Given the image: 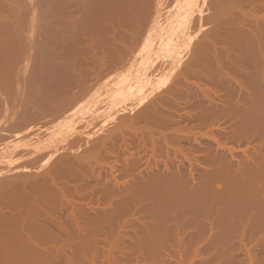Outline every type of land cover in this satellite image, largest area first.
Here are the masks:
<instances>
[{"label": "rangeland", "instance_id": "374dc122", "mask_svg": "<svg viewBox=\"0 0 264 264\" xmlns=\"http://www.w3.org/2000/svg\"><path fill=\"white\" fill-rule=\"evenodd\" d=\"M165 1H167V3H165ZM168 1L169 2L171 1L172 3L171 2L169 3ZM226 1L229 2L230 0H226ZM226 1H225V5H224V10L225 11L222 10L223 11L222 14L224 15V13L227 12L226 13L227 15L225 14L226 16H223V18L227 17L228 15H230V16H228L229 18L235 17V16L232 15V12L235 11V10H236L234 12L235 15L236 14L237 15L238 14L241 15V12H243L244 10H245V12L249 11V5H250V8H252L251 4L254 2V1H248V0H243V1L242 0L241 1L240 0H236V1L232 0V1H230V4H229L230 6H229ZM68 2H69V0H12V1L11 0H0V12H1L0 13V30H1L0 31V35H1L0 36V44H1L0 45V54H1V52L4 53L5 52L4 50L8 49V51L10 50L9 52L14 51V55H15V56H13V58L10 56L11 57L10 59H12L11 62H10V60H8L9 58L6 61V60H3L2 57H0L2 59V60L0 59V61H3L2 63L1 62L0 63L1 64H3V63H5V64L12 63L13 67L10 64H8V65H10L12 67L11 70L14 69L13 73H10L11 74L10 76L12 78V75H13L14 79H12V80H13V82L16 81V83H17V84L14 83L16 86L13 85V88H14L13 90H15V88H16V90L19 91V92H16V90H15V93H14V91L12 90V93L9 95V97L11 98V101H10V104H9L8 110H7L9 113L6 112V115H4V116L8 117L7 121L10 122V120L13 119V118L15 120L17 118L20 119V117L22 116L20 113L22 112V110H24V106L22 107V105H21L22 108L20 107L21 101H19V100L22 99V96L24 98V96L26 94H28L29 92L32 93V91L29 90L28 83H26V82H28L27 81V79H28L27 76L29 75V71L32 72V70H34L33 74L30 73V75L33 76L34 74L36 75V71L38 72L40 67L48 66L49 65L48 63L51 64L52 63V56L50 55V53H52V52L54 53V51L56 52V50L58 52V49H60L59 52H61L62 49L65 50V49H68V47L70 49H73V50L74 49H76V50H78V49L79 50L80 49L81 50L82 49H87V47H88L87 45H89L87 50H89V49L91 50V48L94 47L93 49H97V52H99V53L101 52L100 53L101 56H99V53H98V56L100 58L101 57L102 58L105 57V52L103 51V49L106 50L105 47L106 46L108 47V43L107 42H110V39L109 40H105V38H104L105 34L104 33L101 34L99 32H98V34H97V32H95L97 35H95V37H94L95 33L91 32V31L89 32L88 30L85 29L86 26H87V25H85L86 21H87V20H85V18H88V15H86L85 17H84V15H85V13L88 14V12L86 10H89V9H85L86 12L80 10L81 7L82 8L86 7V6H84V4H82L83 0H79V2H81V3H79V2L77 3V0H72V2H69L70 6H69ZM74 2H75V4H74ZM200 2H201V0H162L159 3L158 6L154 5L155 6L154 9H152L153 10L152 13H153L154 16L151 15V18H148V20H147L146 26H149V27L146 28V32L143 29L144 35L142 36V39L140 38L142 41L139 39L140 42H136V44L134 45V46L137 47V48L134 47L136 49H134V48L132 49L129 46H127L129 49L132 50L131 52H129L130 50H127V48H125V46L129 43L127 40H126L127 44H125L126 43L125 39L122 38L124 40L123 41L119 37L114 38V41L116 40V42H114V44L116 43V45L120 46L121 49H124V50H121V51H119L120 49L114 50L116 52L118 51L116 53V54H118V56H119V54H122V57L119 56L118 58H116V60L112 64L113 65L112 67H114V65H118V63L120 61H122L120 63L121 66L120 65H118L119 67L115 66V68H113V69H112V67L109 66V69L111 68L112 70H114L113 72H112L111 69H110L111 71L108 69V66H106L107 69L105 68L104 69L105 71L103 70V75L101 73V70H102L101 68H104V66L100 67V66H98L99 64L96 65L97 64L96 63L94 66L91 65L92 67L91 66L88 67L89 69L87 68V70H86L87 73H88V70H90V68H91V70H93L92 71L93 73H96L97 70L99 69L98 71L101 74L98 73V72L96 73L97 77H98V75H100L98 77L99 80L97 79L98 81L97 80H93L92 81V79H90L91 81L88 80L90 82L87 81L86 82L87 84H84L83 82H81V80H83V81H84V79L86 80L87 77L91 78V76H89V75L93 76V74L89 73L87 75V77L83 76L84 79L81 78V80L79 82L82 83V85L83 84L85 86L87 85L86 87H88V88H89L90 84L91 85L94 84L95 90L92 87L93 85L90 86V88L91 87L93 88V91H91L92 88L91 89L89 88V92L87 90L88 88H83L85 86H80V83L75 85L73 87V89L70 90V93L68 95L69 98L73 101V103L75 105L74 106L75 108H73V109L69 108V110L67 111L68 113H66L65 117L63 118L64 120L61 118V121L59 119L55 121V116L53 115L54 116V118H53L52 115H49V116L44 117L43 121L40 120L38 122V124L36 123L35 124L36 127H34V125L32 127H30L28 125V128L30 130L26 126L23 127V128L24 129L27 128V130L26 129L24 130L23 128L21 130L14 128L16 130L15 132H14V129H13L12 132L10 131V130H12L11 128H13L12 124H10L11 126L9 128L8 127L9 124H7V123L4 124L5 121H3L2 119L0 120V129H2L4 127V129H2V130L6 129V131H8V133H9V134H7L8 136H6V140H7V138L10 137L9 140H7L6 142L3 141L2 144H6V145L9 144L11 146L12 145H16V144H19V145L20 144H24V142L26 140L24 141L23 138H25V137L27 138V136H28L29 139L30 138L33 139V142H31L30 144H33V143H41L42 145L50 144L53 141L57 140V138H60V136L61 137H66L67 133H71L72 131L73 132L75 131L74 133H76L77 135L82 136L85 139L89 138L92 141H94L95 139L97 140V137L99 138V136H100V138H102L103 134H105V133L107 134V131L110 133V130L114 131L113 132L114 134L116 133V134L119 135V136L118 135L114 136L111 139V142L107 141L108 144H106L105 141L109 139V133H108V137L105 134L107 139L104 138L105 137V135H104V137H103L104 139L103 138L102 139L104 140L105 144L107 145L105 147L107 148L106 151H107V153H109V157H107L108 156L107 153L105 154L106 151H102L100 153L102 156L101 155L100 156L98 155L99 157L95 156L96 158H93V156H92V159L93 160L96 159V161H93V160L90 159L91 160V162L89 163L90 166L89 165L85 166V168L86 167H87V169L90 168L92 171L95 170L94 174L90 170L91 171V175H89L90 172H88V175L90 177L82 178L80 181H77V183L82 185V188L83 187L85 188L86 184H87L86 187H89L88 189L85 188L86 190L85 189L84 190L80 189V191L78 193L80 195V197H82L83 194L85 195V193L89 189L93 190L94 193L91 191L92 192V194H91V192L89 190L87 192L88 194H86L85 197L83 195L82 198H79V196L77 194L76 195L78 196V198H77V196H73V197L69 196L68 197L66 195L67 199H65L66 196L63 198V200H64L63 204L61 203L62 202V198L61 199L59 198V202H58L59 204H57V206L55 208L50 210L51 212L50 211L48 212L47 215L49 217L51 215V217L53 216V218L58 221L57 224L56 223L55 224L52 223V225L54 224V226H52L51 223H50L49 227L50 228L52 227V229H54L56 231L57 235L60 236L59 237L60 240L58 241L56 239V242H55L52 239V242H55V243H51V241H48V242H46V244H44V246L46 245L48 248L50 247L51 249H49V250H51L50 252L52 254H54L52 251L57 252V254L60 251L61 254L59 253L58 255H60V256L62 255L61 256L62 259H61L55 253L56 256L59 258V260H58V258L55 256V254L54 255L51 254L50 257H49L50 263L53 262L52 264H55V262L53 261V258H52V256L53 257L55 256L57 258V260H56L55 257H54V259L56 261V264H62L61 261H63V259H64V264H66L65 258H67V259L70 258L71 262H72V260L74 262L76 260L79 261V263L76 261L75 263L72 262L71 264H93V262H94V264H131V263L132 264L133 263L134 264H140V263L141 264H186V263L187 264H256V263L257 264H264V259H263L264 258V189H263V187H264V184H263L264 183V96H263L264 95V89H263L264 88V46H263V48L262 47L256 48L257 50L256 49L249 50V46L247 45V43L246 44L244 43L243 46L244 47L247 46V47H245L246 50H245V48L243 46H242L243 49L241 47L240 51H239V49H235L237 54H232L231 50L233 51L234 49H230L231 54L234 55V57H233L231 54H229V51L227 52L228 57L230 55V56H232L231 58H234V60L231 59V62L233 61L232 62L233 64H234V62H235V64H239L242 61L243 63L241 62L239 64V65H241V67L238 66L239 68H236L235 64L232 66V68H230L231 67V64H230V65H228L229 66L228 68H226L227 67L226 66L224 69H222V71H225V72H223L224 73L223 77L225 76L224 78L221 77L222 74H219V76H216V75H218L217 74V70H216L215 67H211L212 66L211 62L208 59L206 60L204 58L205 60L203 59L202 61L197 62L196 60H198L197 59L198 55L196 56V59L194 60L195 64H194L193 61L191 62L192 63L191 66L189 64L190 62L186 64L187 66H189L188 69L191 67L189 69L190 71L186 70V71L183 72V69L186 66V65L185 66H183V65H184L185 61H187L188 56H190V55L192 56V54H194V53H191V51H193V49L190 50V49H185L184 48V43H185L184 41L187 38H189L192 34H194V32H195L194 29L195 28L196 29L197 28L201 29L203 27V24H200V22L196 24V21H198V19L195 20L194 18H195V16H197V14L199 15L200 18H203L202 16H205V14H203V13L206 11V9H208V8H206V6H204V5H207V0H202L201 4H200ZM87 3H89V2H87ZM2 4H5V5H2ZM66 5H67V7L68 6L71 7V5H72L71 9L67 8ZM234 5H235V7L237 5H239L240 8L239 7L238 8L240 10L238 8H237L238 9L237 10L234 7ZM256 5L258 6V5H261V4L257 3ZM3 6H5V7H3ZM198 6L200 7V9H197V8H199ZM229 8H231V10H232V12H230V13H229V11H231V10H229V11L227 10ZM73 9H74V11H73ZM155 9L157 11L156 12L157 15L154 14ZM204 9H205V11L202 12ZM70 11H72V12H70ZM212 11H213V9H212ZM9 12H10V15H9ZM195 13H196V15H195ZM207 13H208L209 16L212 15L210 13V11H208V10H207L206 14ZM215 13H216V11H215ZM217 14H218V11H217ZM217 14H213L212 16H214V15L216 16ZM259 15H260V17H263L264 16V11H260L258 16ZM78 17H80V18H78ZM82 17H84V18H82ZM199 17H196V18H199ZM228 17H227L226 20H229ZM216 18H218V16ZM211 19H213V23H214L215 19L214 18H211ZM194 20H195V22H194ZM151 21H152V23H151ZM71 22H72V24H71ZM78 22H80V23H78ZM193 22L195 23V25H194ZM225 22H224V24H225ZM82 23H83V25H82ZM227 23L229 24L230 22L227 21ZM190 24H191V26H190ZM68 25H69V27L70 26H72V27L69 28ZM78 26L80 27V30L82 28V30L86 31L85 34L82 35V33H84V31H81V33H80V30H78L79 29ZM81 26H84V28L81 27ZM77 27H78V29H77ZM148 28H149V31H148ZM189 28H192L193 31H192V29H189ZM75 29H76V31H78L80 33V39H81V36H83L82 39L85 42L81 41L82 39L80 41H78V43L76 42L77 41L76 37H79V35H78V33L76 31H74ZM69 30H70V32H69ZM188 30H190L191 32L189 31L187 33ZM58 33H60V34H58ZM69 33H72V34L75 33L74 34L75 38H74V35H72L73 37H70L71 39L68 38V36H71V34L69 35ZM146 33L147 34L149 33V34L147 35ZM61 34H63V35H61ZM65 35H67V36H65ZM76 35H78V36H76ZM86 35H87V37H85ZM88 35H90V36L92 35V37L90 38V36H88ZM99 35H101V36L103 35V36L101 37ZM63 36H65V37H63ZM97 36L101 37L102 39L104 38V40H102L101 38L99 39V37L96 38ZM88 38H89V40H88ZM183 38H184V40H183ZM190 39H193V37L191 36ZM117 41H118V43H117ZM119 41H122V42H119ZM90 42L92 44H94V45H92ZM97 42L99 44L101 43L100 45H102L103 47L105 45L106 46L104 48H101L100 45H98ZM77 44L78 45L80 44V46L78 48H77V46H78ZM111 44H109L108 49L111 47ZM122 44H124V45H122ZM128 45H130V44H128ZM222 47L223 48H225V47L227 48V47H229V45L225 44V46L222 45ZM19 49H20V51H19ZM52 49H53V51H52ZM101 49H102L103 52L99 51ZM111 49H113V48H111ZM198 50L199 49H197V51ZM227 50H229V49H227ZM42 51H43V53H42ZM195 51H196V49L194 50V52ZM208 51H210V52H208ZM208 51H207L208 53L207 52H205V53L207 55L208 54L212 55L211 51H213V50L212 49H208ZM224 51H226V50L224 49ZM250 51L252 53H250ZM16 52L20 53V55L18 53H16ZM97 52H96V55H97ZM124 52L126 53V56L124 55L125 60L123 58V53ZM127 52L130 53V54H127ZM184 52H185V56L183 55ZM197 53H199V52H197ZM238 53H240V55H241L240 57L244 58V60H242V58H240L241 60H239V56H238L239 54ZM73 54H76V53H73ZM12 55H13V53H12ZM49 55L51 56V59L49 58ZM261 55H262L263 59H261L262 58ZM236 56L238 57L239 63H236V61H237V57ZM99 57H98V59H99ZM119 58H120V60H119ZM257 58H259V59H257ZM13 59H15V60H13ZM227 59L229 60V58H227ZM53 60L55 61L54 57H53ZM123 60H124V62H123ZM228 60H227V62H228ZM124 64H125V66H124ZM15 65H16V67H15ZM176 65H178V66H176ZM192 65H194V66H192ZM95 66H96L97 69H95ZM187 66H186V69H187ZM234 66H235L236 71H234V69H233ZM116 67L118 68V70H116L117 69ZM179 67L180 68L183 67V69H181V72H179V70H180ZM192 68L196 71L197 74L193 73L191 71V70H193ZM214 68H215V71H214ZM237 69H240V70L238 71ZM94 70H96V72H94ZM107 70L110 71V72H108V74L110 73L108 76H106L107 73H105ZM86 71H85L84 74H87ZM187 71H189V73ZM177 72H178V74H177ZM202 72H204V73H202ZM218 72H220V71H218ZM233 72H235V73H233ZM104 73H105V75H104ZM179 73H181V76H180ZM246 74L248 76L247 78H245ZM250 74H252V75L250 76ZM190 75H192V76L190 77ZM208 75H212V76L210 77ZM36 76H38V73H37ZM36 76L34 77V79L37 78ZM103 76H105V77L103 78ZM100 77L102 79H100ZM172 77H174V78H172ZM237 77L239 78V81H238ZM20 78H22V79H20ZM219 78H221L223 80H220ZM248 78H251L249 80V83H248V80H247ZM252 78H255L254 79L255 81ZM94 79H96V78L94 77ZM251 80H253V83H252L253 85L250 84ZM21 81H23L24 83L23 82L20 83ZM183 82L184 83L186 82V83L184 84ZM88 83H89V85H88ZM169 84H171V86ZM225 84H227V85H225ZM21 85H22V87L24 86V88H22ZM221 86H223V87H221ZM254 86H256V87H254ZM21 88H22V90H21ZM75 89H76L77 92L80 93L81 96H84V98H85L84 99L83 97L81 98V96H79L81 99H78L79 98L77 96L78 93L76 92L77 93L76 96L78 97L77 99L79 101L81 100V102H78L77 99L73 97V95L75 96V93H74ZM185 89H187V90H185ZM245 89H246V91H245ZM253 89H254V91H253ZM255 89L256 90L258 89L257 92L255 91ZM72 91H73L74 94L72 93ZM183 91H185V92H183ZM171 92H173V94ZM204 92L206 94H204ZM252 92H254V93H252ZM13 93H14V96H13ZM89 93H91V94H89ZM19 95H20V97H19ZM245 95H247V96H245ZM169 97H170V99H169ZM157 98L158 99L160 98V100H157ZM161 99H164V100H161ZM13 101H14V103H12V105H11V102H13ZM154 101H155V103H154ZM207 101H209V102H207ZM211 102H212L213 106L210 104ZM17 103L19 104L18 107H17V105H18ZM163 103H164V105H163ZM13 104H14V108H13ZM202 104H204V105H202ZM200 105H202V106H200ZM11 106H12V108H11ZM203 106H204V108H203ZM246 106L249 109H247ZM192 107L195 108V109H193ZM196 107H197V109H196ZM224 107L226 108L227 111L223 110V109H225ZM243 108H244V111L242 110ZM13 109H14V111H13ZM162 109L163 110L166 109V110L163 111ZM205 109H207L208 112ZM252 109H254V110H252ZM141 110H144V112H143L144 115L143 116H145V115L148 116L150 114L149 112H151V114L155 112L154 116H157V117L161 116V118L165 117V119L162 118L163 121H165V122L161 121L162 122L161 123L160 121L159 122L155 121V123H153L152 119H150L149 117L148 118L144 117L145 120L147 119L146 122H144L143 121L144 118L141 120V118H142L141 114H143V113H141L142 112ZM197 110H199V112ZM217 110L219 112H221V111H223V112L225 111V112L224 113L221 112V115H220L218 112H216ZM247 110H249V111H247ZM18 111H19V113H18ZM134 111H136V112H134ZM137 111H141V112H138V114L141 113V114H139L140 116H138V114H137V116L139 118L135 115L137 113ZM145 111H146V113L147 112L148 113L146 114ZM203 111H205V112H203ZM201 112H202V114H201ZM132 113H134V116H133L134 118L131 115H129V114H132ZM186 113H187V115H186ZM191 113H193V114H191ZM204 113H208L207 114L208 116L205 115ZM212 113H214V114H212ZM8 114H9V116H8ZM151 114H150V116H152ZM162 114H164L166 116H162ZM200 114H201V116L203 118L200 117ZM67 115H69V116H67ZM183 115H184L185 118L183 117ZM203 115H205L206 118H204ZM227 115H229V116H227ZM129 116H130V118H129ZM167 116H169L168 117L169 121H167V118H166ZM188 116H190V117L188 118ZM220 116H222V117H220ZM131 117H132L133 120H135L136 123H138L137 125H135L136 123L134 121H132L134 123H133V125L130 126V124L132 123L130 121ZM136 117L138 118V120L135 119ZM19 119L16 120L18 123H19ZM75 119H77V120H75ZM120 119L121 120L123 119V120L120 121ZM128 119H130V120H128ZM139 119L141 120V123H140ZM206 119H207V121H205ZM52 120L54 121V125L55 126L53 125ZM159 120H160V118H159ZM193 120L196 121V122H193ZM67 121H68V124H67ZM124 121H126L127 123L124 122ZM128 121H130V122H128ZM63 122H65V123H63ZM167 122H171V124L172 123L173 124L171 125L170 123H167ZM47 123H49L47 126L42 127L43 124L45 125ZM72 123H74V124H72ZM16 124L17 123H15L13 125H16ZM79 124H81V125L79 126ZM162 124H163V126H162ZM192 124H193V126H192ZM66 125H67V127H66ZM82 125H83V127H82ZM154 125H156V126H154ZM200 125H202V127ZM142 126L145 128V130H144V128ZM148 126L153 131L150 130V128L148 129ZM187 126H189V127H187ZM116 127L119 128V129H116ZM128 127L129 128L131 127V128L129 129ZM181 127H183V128L180 129ZM66 128H67V130H66ZM214 128H215V130H214ZM72 129H74V130H72ZM17 130H20V131L18 132ZM140 130H142V131H140ZM156 130H157V132H156ZM181 130H183V131H181ZM90 131H92V132H90ZM146 131H148V132H146ZM151 131H152V133L150 134ZM154 131L156 133H159V135L158 134L154 135V133H155ZM174 131H175V133H174ZM13 132L16 133V134H14ZM178 132H179L180 135H182V137H185V135H186V137L181 139L182 142H180L181 140H176V139H175L176 141L175 140L172 141L170 137H175V134L176 133L178 134ZM182 132L185 133V134H182ZM189 132L192 133V134H190L191 136L186 134V133H189ZM236 132L239 135L236 134ZM241 132H243V133H241ZM11 133H13V134H11ZM147 133H148V137H146ZM165 133H167V134H165ZM173 133H174V135H172ZM42 134H43V136H41ZM63 134H65L66 136H63ZM91 134L93 136H91ZM134 134H137V135H134ZM144 134H145V136H144ZM177 134H176V136H177ZM14 135H15V138H14ZM37 136H40L41 138L37 137ZM139 136H140V138H139ZM165 136H167L168 139L170 138L168 140V142H166V140L164 141V139H165L164 137ZM194 136H196V138ZM11 137H13V138H11ZM131 137H133V138H131ZM155 137L157 138V140H156ZM36 138H37V140H35ZM100 138L98 140H99V143H101V144L95 145L97 143L96 140H95L96 143L95 142H92V143H95L94 144L95 146H98V145L100 146V145L104 144V143H102L103 140L100 139ZM152 138H153L154 141L152 140ZM113 139H115L116 142ZM117 139H118V141H117ZM144 139L148 143L151 142L150 145H148V143H146L144 141ZM162 139H163V141H162ZM121 140L124 141V142H122ZM158 140H159V142H158ZM130 141H132L133 143L132 142L130 143ZM117 142H118V144H117ZM125 142H128V145H127V143L125 144ZM171 142H172V145H171ZM214 142H216V143L214 144ZM84 143H86V142H84ZM134 143L135 144L137 143V144L135 145ZM152 144H153V146H152ZM154 144H156V145L159 144V145L155 146ZM165 144H167V146ZM219 144H220V146H222L221 148L218 147ZM120 145H121V147H120ZM84 146H86V145H83V148H84ZM118 146H119L120 149L121 148H123V149L126 148V149H124V150L121 149L120 150L118 148ZM131 147H134V148H131ZM110 149L113 152H111ZM185 149H186V151H185ZM258 149H260V150H258ZM173 150H175V151H173ZM163 151H167V153L163 152ZM180 151L182 153H180ZM244 151H245V153H244ZM153 152H155V153H153ZM156 152H157V155H156ZM159 152H161L162 155H160ZM210 152H213V153H211V155L216 154V155L221 156V157L222 156L223 157L226 156L227 159H229V160H227L226 157H225V159L227 160V162H230V163L233 162L232 165L234 164L235 166H237L236 164L240 163L239 165H240L241 168H245L246 167L244 165L247 163V160H248V162H250L249 164L252 163V165H254L256 167V173H254V175L252 176L253 178L250 181H252V183H253L252 187H254V188L256 187L255 189H257L259 187L258 190H255V192H254L253 188L251 187L252 189H250V191H249V188L246 189L245 185L242 186L243 184H240V187H237L239 183H235V182H233V184H232V185H235L233 187L231 185V183L228 181V180H231V179L228 178L227 183L229 182L230 183L229 187L231 185L232 188L230 187L231 188V192H230V190L227 189L228 185L226 186L227 188L225 187V189H227V191H229V192L227 193V191H226V193H224L225 195L224 194L221 195L223 200L220 199L221 196H217V195L214 196V194L212 193L213 195H209L210 197L205 199L202 202V204H203V205L201 204L202 208H200V206H201L200 204L198 206V203H193V205H192L190 202H188L189 204H187V207L189 206V208H191L190 206H192V209H194V208L197 209V207H198L200 211L197 210L196 212H194L195 213L194 215H193V213H191V214L189 213L190 216H192L193 218L189 217V215H188V217L186 216L187 219L186 218H183V219L181 218V220H179V221L176 220V218L177 219L180 218V216H178V215H180V213L178 211H175V209H174L173 212H172V210H173L172 208H170V209L166 208L165 209L166 212L161 210V212L163 211L165 214L169 210L168 211L169 214H166V215H168L170 217L171 221L169 220V222H168V220H165V217H168V216H164V214H162L160 212V214H162L164 216V218H162L161 217L162 215L160 216V214H159V209H161V207L164 206L165 203L167 202L166 200H168V198L167 199L166 198L163 199L165 197L164 195L167 196V193L171 192V191H169L168 187H170V186L172 187V185L175 186V183H174L175 180L173 178H171L172 181L170 180L171 181V184H170V181L166 178L167 181L169 182V183H167L166 180H162V178H163L162 176H157L158 178L155 177L154 176L155 174L153 173V171L157 170L156 172L154 171L155 173H157L158 170H159L158 169V167H159L161 169L159 172H166L165 166L168 165V167H171L174 170H176V168L177 169L179 168V170L181 169L180 172H182V169H183L184 173L187 172V174L190 175V170L193 167H194L193 169H195V167L196 168L198 167L199 169H195L194 170V173L197 175V178H198V176L200 177V174H201V177H203L205 174H209L210 175V173H211V175L213 176L212 178L216 179L214 177L217 176L218 174L216 175L215 172H218L220 170V168H219L220 166L217 167V165H216V169H215V165H213V163L208 159L209 156L211 157ZM124 153H126L127 155L124 154ZM128 153L131 154V155H129ZM132 154H134V155L132 156ZM181 154H183V155H181ZM96 155H97V152H96ZM160 156H162V157H160ZM236 156H238V157H236ZM97 158L99 159L100 162L102 161L101 163L103 164L104 167L101 165V163H98ZM105 158L107 160H105ZM108 158H109L110 161L108 160ZM251 160H253V161H251ZM238 161H240V162H238ZM125 162H126L127 165L125 164ZM258 162H260V163H258ZM137 163H138V165H140V164L141 165L138 166V165H136ZM253 163H255V164L257 163V165H255ZM132 164L136 165V166H134V165L133 166L136 167L137 169L132 167L131 170L133 172L134 171L133 169H135L136 172L134 171L131 174V176H126V177L120 176L121 172L119 174V170L122 169L121 167H125V165L127 167H129L130 165L132 166ZM191 165L193 167H191ZM100 166H102V167H100ZM177 166H179V167H177ZM110 167L111 168L114 167V169H115L114 170V172H115L114 174L118 173V174H116V175H118L116 177L117 179L116 178L113 179L112 175L110 176V173H111L110 172V170H111ZM129 168H131V167H129ZM143 168H145V169L143 170ZM150 168H152V169L154 168V170L150 171ZM217 168H219V169H217ZM212 169H213V172H211ZM148 170H149V173L147 172ZM184 173L181 176L184 177V175L186 174V173L185 174ZM258 173H260V174H258ZM213 174H215V175H213ZM137 175H139V176L140 175H144L145 179L143 178V176L140 177L142 183L140 182L139 178L136 179ZM196 175H195V177H196ZM244 175H246V174L243 173L242 175H240L241 180H245V179L248 178V177L245 178ZM100 176H101V178H99ZM148 176L150 177V180L152 179L151 177H154V179L155 180L157 179V181H158V179L160 180V178H161V181H162L161 185H158L160 183L159 181H158L159 183H157V181H154V183L156 182L157 184L155 183V185H152L154 187H152L151 184H150L151 182H150ZM103 177L104 178L106 177V178L104 179ZM201 177L199 179H202ZM185 178H187V176L184 177V179ZM218 178L219 177H217V179ZM101 179H102V181H101ZM115 179L118 181V183H120V185H121L120 188L123 186L121 188V190H120V191H122V193L124 192L123 194L121 192H117L116 193L115 191H114L115 192L114 193V192H112V190H110V189H112V187H114L115 183H117ZM130 179L133 180V181H131ZM178 179H179V177H178ZM259 179H260V181H259ZM103 180H104V185L106 184V186H108V187L103 185ZM106 180H108L110 183L107 182ZM136 180H139L138 182H140V183H137ZM142 180L145 181V183ZM146 180H147V183H146ZM134 181H135V184H134ZM99 182L102 183L101 184L102 186L100 185ZM97 183L100 186H98ZM131 183H133V184L131 185ZM254 183H255V185H254ZM152 184H153V182H152ZM256 184L258 185V187H257ZM147 185H149V187ZM99 187L100 188L104 187V188H102V190H101ZM137 187H138V189L141 188L140 189L141 191L138 190ZM144 187L147 188V190ZM155 187H157V188H155ZM171 187H170V189H172ZM127 188H128V191L126 190ZM148 188L150 190H148ZM106 189L109 190V191L107 192ZM130 189H131V191H129ZM232 189H234V190H232ZM115 190H117V189H115ZM125 190H126V192H125ZM241 190H243V191L240 192ZM259 190L260 191L262 190L260 192L261 194L259 193ZM104 191H106V192H104ZM138 191H140V192H138ZM245 191H247L248 196H249V194L251 196L247 197V193ZM251 192L255 193V195L253 193H251ZM81 193H83V194H81ZM111 193H113L112 194L113 196L111 195ZM93 194H94V196H92ZM95 194H97V195H95ZM107 194L108 195L110 194V195L108 196ZM229 194L233 195V196H230ZM239 194H240V196H242V195L246 196V197L242 196L244 202H243L242 198H240ZM134 195H136V196L134 197ZM252 195H254V196L252 197ZM117 196H118V198H117ZM119 196H121L122 198H120ZM162 196H163V198H161ZM74 197H75L76 200L74 199ZM224 197L226 199L227 198L229 199L228 202L226 201V199H224ZM231 197H232V199H230ZM68 198L75 201L76 204L74 202H73V204H75L76 209H73L72 207H70L72 209L71 210L69 207L66 206L65 200L67 201ZM95 198H97V199H95ZM124 198H125V201H124ZM126 198L129 199V200H127ZM214 198H218L219 200L218 199H214ZM79 199H80V201H78ZM121 199H122V201H121ZM238 199H241L242 201H240ZM250 199H252V201ZM85 200H87V201H85ZM220 200H222L224 202V204L226 202V205H225L226 207H224L222 205L223 204L222 201L219 202ZM236 200H237V202H239L238 204L236 203ZM163 201L164 202L166 201V202L164 203ZM119 202H121V203H119ZM208 202H209V205H208ZM80 203L81 204L83 203L82 205H83L84 208L82 207V205ZM84 203L86 204V208H85V204ZM88 203L89 204L91 203L88 206L89 207L91 206L94 209L90 210V208L87 207ZM214 203H215V205H214L215 207L213 206ZM60 204H62V205H60ZM242 204H244V205H242ZM77 205H80V206H77ZM116 205L118 206L117 208H115ZM149 206H150V208H149ZM221 206L224 207V209H226V210L221 208ZM227 206L229 207V209H228ZM65 207H67V208H65ZM104 207H106V208H104ZM162 208L164 209V207H162ZM233 208H235V209L233 210ZM67 209H68V211L69 210L70 211L68 212ZM77 209H78V211H77ZM81 209H82L83 213H82V211H80ZM84 209H85V211H84ZM114 209H116V210H114ZM117 209H119V210H117ZM215 209L218 210L217 211L218 213L216 212ZM222 209H223V211H222ZM73 210L75 212H73ZM86 210L89 213L85 214ZM92 211L93 212L97 211V212H94V214H92L93 213ZM109 211L112 212V213H109ZM192 211H195V210H192ZM221 211H222V213L226 212L225 215H224L225 217H223V215L221 214ZM242 211H243V213H242ZM76 212H78V213H76ZM107 212H108V214H111V217L108 214H106ZM175 212L177 214H175ZM197 212L199 213V215H198ZM71 213L72 214L74 213V215L75 214L76 215L74 216ZM104 213L106 214V216H105ZM156 213L158 214V216H157L158 218L156 217V215H157ZM201 213L203 214V217H205V218H202V214ZM77 214H78V216H77ZM84 214L86 216L89 215V218L90 217L91 218L89 219L88 216L86 217ZM101 214L103 215V217H107V215H108V217L110 219L107 217L108 219L105 220L104 218H102ZM238 214H239V216H238ZM229 215H230V218H229ZM61 216H63V217H61ZM92 216L94 217V219L92 218ZM171 216L174 217L176 222L175 221L172 222V217ZM196 216H199V218L196 217ZM216 216H217V218H216ZM73 217L74 218L76 217V218L73 219ZM95 217H97V218H95ZM114 217H116V218H114ZM222 217H223V219H222ZM100 218H102L103 220L101 219L99 221L98 219H100ZM234 218H236V220ZM91 219H92V221H91ZM217 219L218 220L220 219V220L218 221ZM233 219H234V221H233ZM154 220L156 221V224L160 223V226L161 225L162 226L157 228L158 226H156ZM85 221H87V222L91 221V223L89 222L90 224L87 225L86 224L87 222H85ZM103 221L105 222L104 223L105 225L102 223ZM189 221H190V223H189V225H187ZM211 221L213 223L214 222L215 223L211 224ZM77 222H80V223L82 222V223L87 225L86 226V225L81 223L82 225H84L83 229H84V232H86V233L83 232L82 235H79V237L81 236L80 238L77 235L71 236L69 238H66L65 235H63L64 231H62V229L60 230L61 227L57 228V225L60 224L61 226H64V227L66 226L70 230V229H73L78 224ZM100 223L102 225H99ZM178 223L181 224L180 227H179ZM182 223H185V224H182ZM91 224L95 225V227L91 226ZM107 224H109V225H107ZM166 225L167 226L169 225L168 226L169 229H168V227ZM252 225H254V226H252ZM229 226H230V228H229ZM55 227H56V229H55ZM93 227L95 229H97V230L95 231V229ZM96 227H100V229H103V227L106 228V229L108 228L107 231H106V229L105 230L103 229V232H102V233H104L106 235H104V234L102 235L101 232H100L101 234L100 233L96 234V232H99V228H96ZM140 227L142 228V230H141ZM161 228H162V230H161ZM215 228H217V229H215ZM59 230H60L61 233L59 232ZM146 230L147 231L149 230V231L147 232ZM89 231H90V233H91V231H95L94 235L90 236ZM164 231H165V233H164ZM138 233H139V235L141 234L140 236L142 238L140 237V239H139ZM183 233H184V235H183ZM84 234H88L87 237L88 236L91 237V240H90V238H87L88 240L87 239H85V240H87L88 242H93L92 241V239H93L95 241V243H97V244H94L96 247H92L93 244L91 243L92 245L89 246V243H88L87 244L88 246H85V248L86 247H91L92 249L83 248L85 250L84 251L80 250L81 251L80 252L79 251V247L84 246V244L86 245V243L81 244L82 242H84V240H83V238H85ZM135 234L138 235V236H136ZM170 234H173L174 236L171 235L173 237H175V234H177V236L175 238L179 237L178 234H180V235L182 234L183 237H186V239L183 238V240L180 243V241H178L177 239L175 241L174 240L175 238L170 237ZM220 234H222V235L220 236ZM114 235H116V236H114ZM162 235L165 236V237H162ZM109 236H111V237H109ZM149 237H151V238H149ZM169 237H170V240H169ZM192 237H194V238H192ZM211 237H214V238H211ZM108 238H109L110 242L108 241ZM152 238H154V240ZM189 238L191 240H189ZM229 239H230V243H229ZM164 240L166 241L165 243L163 242ZM204 240H205V242H204ZM191 241H193V242H191ZM157 242H159V243H157ZM215 243H217V244H215ZM78 244H80V246ZM185 245H186V247H185ZM213 246H215V247H213ZM135 247H136V249H135ZM166 247H168V248H166ZM193 247H194V249H193ZM109 248H111V249H109ZM52 249H57L58 251L52 250ZM91 250H92V252H90ZM166 250H168V251L166 252ZM74 252H76V253H74ZM223 252H225V254ZM64 253H66V254L63 255ZM181 253H183V254H181ZM73 254H75V256H73ZM77 254H79V255H77ZM109 254H110V256H109ZM179 254H180V256H179ZM99 255H101V256H99ZM227 257H229V258H227ZM51 259H52V261H51ZM250 260H253V261L251 262ZM57 261H58V263H57Z\"/></svg>", "mask_w": 264, "mask_h": 264}, {"label": "bare ground", "instance_id": "6f19581e", "mask_svg": "<svg viewBox=\"0 0 264 264\" xmlns=\"http://www.w3.org/2000/svg\"><path fill=\"white\" fill-rule=\"evenodd\" d=\"M12 1V0H11ZM162 0H83V3L82 4H84V6H86V7H81V11H84V12H88V14L87 13H85V15H84V17L86 16V15H88V18H85V20H87L86 21V24L85 25H87L86 26V30H88L89 32L91 31V32H93V33H95V32H97V34H98V32L99 33H101V34H105L104 35V38H105V40H109L110 39V42L112 43H110V42H107L108 43V47H109V44H111V47L108 49V47L106 46H104L105 47V49L106 50H104L103 49V51L105 52V57L104 58H100L99 56H101L100 55V53L99 52H97V49H93L94 47L92 46V45H94V44H92L91 42V46L93 47V48H91V50L89 49V50H87L88 49V47H89V45H87L88 47H87V49H78V50H76V49H70L69 47H68V49H62L61 50V52H59V50L60 49H58V52H57V50H56V52L54 51V53L52 52V53H50V55L52 56V63L50 64V63H48L49 65L48 66H45V67H43L42 65V67H40V71L38 70V72L36 71V75H37V73H38V76H36L35 74V76L37 77V78H35L34 79V75L32 76V75H30V73H32L33 74V72H34V70H32V72L31 71H29V75L27 76L28 77V79H27V81L28 82H26V83H28V87H29V90H31L32 91V93H28V94H26L25 96H24V98H23V96H22V99L21 100H19V101H21V104H20V107H21V105H22V107L24 106V110H22L21 108V110H22V112L20 113L22 116L20 117V119L19 118H17V119H19V123L13 118V119H11L10 120V122L9 121H7V118L8 117H6V116H4V115H6V112H8L7 110H8V106H9V104H10V101H11V98L9 97V95L12 93V90L14 89L13 88V85L14 86H16L14 83H16V81L15 82H13V80L12 79H14L13 78V75H12V78H11V74L10 73H13V71H14V69L13 70H11L12 69V63H8V64H10V65H8V64H5V63H3V64H1L3 61H0L1 63H0V120L2 119L3 121H5V123L4 124H9V128H10V124H12V127L13 128H11L12 130H10L11 132L13 131V129L15 128V129H22L23 127H27L28 128V125L30 126V127H32L33 125H34V127H36V123L38 124V122L40 121V120H42L43 121V118L44 117H46V116H49V115H54L55 116V121L56 120H60L61 121V118L63 119L64 117H65V114L66 113H68L67 111L69 110V108H71V109H73V108H75L74 106V103H73V101L69 98V93H70V90H72L73 89V87L75 86V85H77L78 83H80L79 81L81 80V78L82 79H84L83 78V76H86L87 77V75L90 73V74H93V76L92 75H89V76H91V78H89V77H87L86 78V80L84 79V81L83 80H81V82H83L84 84H87L86 82L88 81V80H90V79H92V81L93 80H99V76L100 75H98V77H97V72L98 73H100L98 70H97V72H96V70H94V72H96V73H93L92 71L93 70H91V68H90V70H88V73H87V68L88 67H90L91 65H95L96 63V65H98V66H104V68H101L102 70H101V73H102V75H103V70L106 68V66H108V69H109V66L110 67H112L113 65V63H114V61L116 60V58H118L119 56H121L122 57V54H119V56H118V54H116L117 52L116 51H114V50H116V49H120L119 51H121V50H124V49H121V47L120 46H118V45H116V43L114 44V42H116V40L114 41V38H117V37H119V38H123V39H125V44H127V41L129 42L128 44H130V45H126L125 46V48H127V50H130L129 52H131L132 50L131 49H129L127 46H129L130 48H134V47H136V46H134L135 44H136V42H140V40L142 39V36L144 35V31H143V29L145 30V32H146V28L147 27H149V26H146V23H147V20H148V18H151V15L152 16H154L153 15V10L152 9H154V7L155 6H158L159 5V3L161 2ZM225 1L226 0H207V5H204V6H206V8H208V9H206V11H205V9L202 11V12H204L203 14H205V16H202L203 18H200L199 17V15L197 14V16H195L196 15V13H195V20L196 19H198V21H196V24L197 23H199L200 22V24H203V27L201 28V29H194V34H192L191 36L193 37V39H190V37L189 38H187L184 42V48L185 49H190V50H192L193 49V51H191V53H194V54H192V56L190 55V56H188V58H187V61H185V63H184V65L183 66H185L187 63H189L190 64V66H191V62L193 61L194 62V60L196 59V56H197V59L198 60H196L197 62H199V61H202L204 58L207 60H209L210 62H211V67H215L216 68V70H217V74L218 75H216V76H219V74H222L221 75V77L222 78H224L223 77V75H224V73L223 72H225V71H222V69H224L226 66V68H228L229 66L228 65H230L231 64V67L230 68H232V66L235 64V62H234V64L231 62V59H233L234 60V58H231L232 56L234 57V55H232V54H237L236 53V50L235 49H239V51L241 50L240 48L244 45V43L246 44L247 43V45L249 46V50H251V49H256V48H260V47H262L263 48V46H264V16L263 17H260V15L258 16V14L260 13V11H264V0H248V1H254L251 5H252V8H250V5H249V11H247V12H245V10L243 11V12H241V15L240 14H234V12L236 11H233L232 12V10H231V8H229V9H227L228 11L229 10H231V11H229V13L230 12H232V15L233 16H235V17H231V18H229L228 16H230V15H228L227 17H228V19L229 20H226L227 19V17H224L223 18V16H226L227 14V12H225L224 13V15L222 14V12L223 11H225L224 10V5H225ZM230 1H232V0H230ZM230 1L229 2H227V4L229 5L230 4ZM236 1V0H235ZM241 1V0H240ZM243 1V0H242ZM3 2V1H2ZM69 2H72V0L70 1L69 0ZM68 2V3H69ZM79 2V0H77V3ZM87 2H89V3H87ZM169 2V1H168ZM171 2V1H170ZM169 2V3H170ZM201 2H202V0H201ZM201 2H200V4H201ZM247 2V1H246ZM256 2V3H255ZM262 2V3H261ZM65 3V2H64ZM79 3H81V2H79ZM165 3H167V1H165ZM172 3V2H171ZM235 3V2H234ZM242 3V2H241ZM249 3V2H248ZM247 3V4H248ZM257 3H259V4H261V5H256ZM74 4H75V2H74ZM199 4V5H200ZM2 5H5V4H2ZM10 5V4H9ZM68 5V4H67ZM67 5H66V7H67ZM78 5V4H77ZM80 5V4H79ZM155 5V6H154ZM69 6H70V3H69ZM67 7V8H69V9H71V7H72V5H71V7ZM201 6V5H200ZM230 6V5H229ZM260 6V7H259ZM3 7H5V6H3ZM65 7V6H64ZM78 7V6H77ZM199 7V6H198ZM234 7H235V5H234ZM240 8V6L239 5H237L235 8L237 9V8ZM248 7V6H247ZM204 8V7H203ZM238 8V9H239ZM242 8V7H241ZM9 9V8H8ZM68 9V10H69ZM83 9V10H82ZM85 9H89V10H86L85 11ZM197 9H200V7L199 8H197ZM211 9V10H210ZM212 9H213V11H212ZM217 9V10H216ZM237 9V10H238ZM244 9V8H243ZM10 10V9H9ZM207 10L208 11H210V13L213 15V14H217V11H218V14L214 17V16H212V15H208V13L206 14V12H207ZM223 10V11H222ZM226 10V11H227ZM240 10V9H239ZM7 11V10H6ZM73 11H74V9H73ZM197 11V10H196ZM200 11V10H199ZM198 11V12H199ZM213 13H212V12ZM215 11H216V13H215ZM12 12V11H11ZM70 12H72V11H70ZM77 12V11H76ZM79 12V11H78ZM157 11H156V9H155V12H154V14H156L157 15V13H156ZM197 12V13H198ZM240 12V11H239ZM259 12V13H258ZM1 13V12H0ZM82 13V12H81ZM228 13V14H229ZM243 13V14H242ZM258 13V14H257ZM222 14V15H221ZM226 14V15H225ZM9 15H10V12H9ZM80 15V14H79ZM163 15V14H162ZM207 15V16H206ZM83 16V15H82ZM165 16V15H164ZM218 16V18H216ZM66 17V16H65ZM84 17H82V18H84ZM169 17V16H168ZM196 17H199V18H196ZM223 19H222V18ZM69 18V17H68ZM78 18H80V17H78ZM211 18H214L215 20H214V23H213V19H211ZM56 19V18H55ZM75 19V18H74ZM8 20V19H7ZM69 20V19H68ZM76 20V19H75ZM154 20V19H153ZM193 20V19H192ZM195 20H194V22H195ZM212 20V21H211ZM226 22H225V21ZM227 21H229L230 23L228 24L227 23ZM13 22V21H12ZM55 22V21H54ZM59 22V21H58ZM57 22V23H58ZM67 22V21H66ZM74 22V21H73ZM162 22V21H161ZM193 22V23H194ZM224 22H225V24H224ZM62 23V22H61ZM78 23H80V22H78ZM83 23H82V25H83ZM88 23V24H87ZM151 23H152V21H151ZM227 23V24H226ZM52 24V23H51ZM56 24V23H55ZM69 24V23H68ZM71 24H72V22H71ZM210 24V25H209ZM15 25V24H14ZM67 25V24H66ZM74 25V24H73ZM78 25V24H77ZM81 25V24H80ZM148 25V24H147ZM194 25H195V23H194ZM199 25V24H198ZM10 26V25H9ZM54 26V25H53ZM52 26V27H53ZM190 26H191V24H190ZM189 26V27H190ZM193 26V25H192ZM68 27H69V25H68ZM70 27H72V26H70ZM69 27V28H70ZM75 27V26H74ZM79 27V26H78ZM78 27H77V29H78ZM81 27H83L84 28V26H81ZM194 27V26H193ZM201 27V26H200ZM53 29V28H52ZM56 29V28H55ZM61 29V28H60ZM157 29V28H156ZM188 29V28H187ZM189 29H192V28H189ZM67 30V29H66ZM78 30H80V27H79V29ZM151 30V29H150ZM155 30V29H154ZM1 31V30H0ZM74 31H76V29L74 30ZM81 31H84V33H82V35L83 34H85V30H82V28H81V30H80V33H81ZM102 31V32H101ZM143 31V32H142ZM148 31H149V28H148ZM147 31V32H148ZM185 31V30H184ZM190 30H188L187 31V33L189 32ZM192 31H193V29H192ZM69 32H70V30H69ZM77 33H78V35H79V37H76L77 38V43H78V41H80L81 39H82V37L83 36H81V39H80V33L78 32V31H76ZM156 32V31H155ZM191 32V31H190ZM67 33V32H66ZM92 33V34H93ZM143 33V34H142ZM58 34H60V33H58ZM71 34V36H68V38H70V37H73L72 35H74L75 33H69V35ZM89 34V33H88ZM96 33L94 34V37H95V35H97ZM142 34V35H141ZM147 34V33H146ZM149 34V33H148ZM147 34V35H148ZM190 34V33H189ZM61 35H63V34H61ZM78 35H76V36H78ZM141 35V36H140ZM1 36V35H0ZM57 36V35H56ZM65 36H67V35H65ZM65 36H63V37H65ZM88 36H90V35H88ZM99 36H101V35H99ZM99 36H97L96 38H98ZM103 36V35H102ZM101 36V37H102ZM187 36V35H186ZM85 37H87V35L85 36ZM84 37V38H85ZM92 37V35L90 36V38ZM101 37H99V39L101 38ZM147 37V36H146ZM4 38V37H3ZM56 38V37H55ZM74 38H75V35H74ZM104 38L102 39V40H104ZM141 38V39H140ZM71 39V38H70ZM122 39V40H123ZM140 39V40H139ZM88 40H89V38H88ZM93 40V39H92ZM101 40V41H102ZM127 40V41H126ZM183 40H184V38H183ZM81 41H83V39L81 40ZM96 41V40H95ZM124 41V40H123ZM142 41V40H141ZM75 42V41H74ZM73 42V43H74ZM75 42V43H76ZM83 42H85V41H83ZM82 42V43H83ZM119 42H122V41H119ZM74 43V44H75ZM98 43V42H97ZM117 43H118V41H117ZM85 44V43H84ZM101 44V43H100ZM99 43H98V45H100ZM105 44V43H104ZM103 44V45H104ZM225 44L226 45H229V47H225V48H223L222 47V45H224L225 46ZM1 45V44H0ZM76 45V44H75ZM78 45V44H77ZM122 45H124V44H122ZM121 45V46H122ZM138 45V44H137ZM80 46V44L77 46V48ZM15 47V46H14ZM74 47V46H73ZM82 47V46H81ZM96 47V46H95ZM100 47L101 48H104L102 45H100ZM244 47V46H243ZM243 47H242V49H243ZM245 47H247V46H245ZM244 47V48H245ZM17 48V47H16ZM111 48H113V49H111ZM137 48V47H136ZM136 48H134V49H136ZM182 49V48H181ZM196 49V51H197V49H199L197 52H199V53H197L196 51V53L194 52V50ZM208 49H212L213 51H211L212 52V55L210 56L209 54V56L205 53V52H207L208 51ZM215 49V50H214ZM217 49V50H216ZM223 49V50H222ZM224 49L226 50V51H224ZM227 49H229V50H227ZM230 49H234L233 51L235 52H233L232 50H231V52H232V54H231V52H230ZM15 50V49H14ZM36 50V49H35ZM55 50V49H54ZM126 50V49H125ZM245 50H246V48H245ZM257 50V49H256ZM259 50V49H258ZM261 50V49H260ZM5 52L3 53V52H1V54H0V57H2L3 58V60H6L7 61V59L8 60H10V62L12 61V59H10L11 57L13 58V56H15L14 55V51H11V52H9L8 51V49L7 50H4ZM7 51V52H6ZM19 51H20V49H19ZM34 51V50H33ZM50 51V50H49ZM52 51H53V49H52ZM99 51H102V49L101 50H99ZM102 51V52H103ZM229 51V54H231L232 56H230L229 55V57H228V54H227V52ZM255 51V50H254ZM263 51V50H262ZM46 52V51H45ZM96 52H97V55H96ZM208 52H210V51H208ZM207 52V53H208ZM238 52V51H237ZM260 52V51H259ZM258 52V53H259ZM12 53H13V55H12ZM16 53H18V52H16ZM42 53H43V51H42ZM73 53H76V54H73ZM98 53H99V56H98ZM122 53V52H121ZM250 53H252L251 51H250ZM256 53V52H255ZM19 55H20V53H18ZM23 54V53H22ZM127 54H130V53H128L127 52ZM239 55V60H241L240 58H242V57H240L241 55H240V53H238ZM254 54V53H253ZM17 55V54H16ZM46 55V54H45ZM49 55V58L51 59V56ZM124 55L126 56V53L124 52L123 53V58H124V60H125V57H124ZM184 56H185V52H184V54H183ZM252 55V54H251ZM258 55V54H257ZM11 56V57H10ZM18 56V55H17ZM99 57V59H98V57ZM130 56V55H129ZM253 56V55H252ZM41 57V56H40ZM46 57V56H45ZM53 57H54V59H55V61L53 60ZM209 57V58H208ZM211 57V58H210ZM229 58V60L227 59V58ZM237 57V56H236ZM259 57V56H258ZM261 57H262V55H261ZM15 58V57H14ZM42 58V57H41ZM184 58V57H183ZM254 58V57H253ZM1 59V58H0ZM16 59V58H15ZM15 59H13V60H15ZM18 59V58H17ZM204 59V60H205ZM228 60V62H227V60ZM246 59V58H245ZM250 59V58H249ZM257 59H259V58H257ZM261 59H263V57L261 58ZM2 60V59H1ZM48 60V59H47ZM46 60V61H47ZM118 60V59H117ZM119 60H120V58H119ZM124 60H123V62H124ZM239 60H238V57H237V61H236V63H239ZM242 60H244V58H242ZM248 60V59H247ZM246 60V61H247ZM130 61V60H129ZM250 61V60H249ZM254 61V60H253ZM5 62V61H4ZM48 62V61H47ZM122 61H120L119 63H118V65H120L121 66V63ZM196 62V63H197ZM208 62V61H207ZM242 62V61H241ZM240 62V63H241ZM214 63V64H213ZM239 63V64H240ZM243 63V62H242ZM38 64V63H37ZM128 64V63H127ZM188 64V65H189ZM194 64H195V62H194ZM203 64V63H202ZM239 64H235L236 65V68H239V67H241V65H239ZM118 65H114V67H112V69L113 68H115V66H118ZM201 65V64H200ZM207 65V64H206ZM38 66V65H37ZM124 66H125V64H124ZM176 66H178V65H176ZM175 66V67H176ZM187 66V65H186ZM186 66L184 67V69H183V67L182 68H180V70H179V72H181V69H183V72L184 71H186V70H189L188 69V67L189 66H187V69H186ZM192 66H194V65H192ZM198 66V65H197ZM239 66V67H238ZM256 66V65H255ZM254 66V67H255ZM11 67V68H10ZM15 67H16V65H15ZM19 67V66H18ZM25 67V66H24ZM33 67V66H32ZM35 67V66H34ZM92 67V66H91ZM119 67V66H118ZM201 67V66H200ZM249 67V66H248ZM37 68V67H36ZM117 68V67H116ZM194 68V67H193ZM192 68V69H193ZM209 68V67H208ZM215 68H214V71H215ZM243 68V67H242ZM89 69V68H88ZM94 69V68H93ZM95 69H97L96 68V66H95ZM107 69V68H106ZM111 69V68H110ZM109 69V70H110ZM111 69V70H112ZM196 69V68H195ZM204 69V68H203ZM212 69V68H211ZM233 69H234V71H236V69H235V66L233 67ZM36 70V69H35ZM110 70V71H111ZM116 70H118V68L116 69ZM238 71L240 70V69H237ZM16 71V70H15ZM28 71V70H27ZM85 71H86V73L87 74H84L85 73ZM105 71V70H104ZM110 71H106L105 73H107V75L106 76H108L109 74H108V72H110ZM114 70H112V72H113ZM190 71V70H189ZM189 71H187L188 73H189ZM193 73H196V71L193 69V70H191ZM195 71V72H194ZM201 71V70H200ZM218 71H220V72H218ZM40 72V73H39ZM92 72V73H91ZM116 72V71H115ZM182 72V73H183ZM263 72V71H262ZM27 73V72H26ZM100 73V74H101ZM105 73H104V75H105ZM202 73H204V72H202ZM233 73H235V72H233ZM84 74V75H83ZM96 74V75H95ZM177 74H178V72H177ZM180 74V76H181V73H179ZM185 74V73H184ZM197 74V73H196ZM195 74V75H196ZM244 74V73H243ZM101 75V76H102ZM114 75V74H113ZM188 75V74H187ZM204 75V74H203ZM213 75V74H212ZM212 75H208V76H212ZM235 75V74H234ZM252 74H250V76H251ZM257 75V74H256ZM31 76V77H30ZM174 76V75H173ZM192 75H190V77H191ZM215 76V77H216ZM236 76V75H235ZM94 77L96 78V79H94ZM105 76H103V78H104ZM203 77V76H202ZM207 77V76H206ZM214 77V78H215ZM245 77V76H244ZM248 76H247V74H246V77L245 78H247ZM11 78V79H10ZM89 78V79H88ZM172 78H174V77H172ZM218 78V77H217ZM228 78V77H227ZM238 78V77H237ZM242 78V77H241ZM240 78V79H241ZM20 79H22V78H20ZM26 79V78H25ZM100 79H102L101 77H100ZM220 80H223V79H221V78H219ZM251 78H248L247 80H248V83H249V80H250ZM253 80L255 79V78H252ZM97 80V81H98ZM179 80V79H178ZM187 80V79H186ZM225 80V79H224ZM227 80V79H226ZM253 80H251V83L250 84H252L253 83ZM91 81V80H90ZM90 81H88V82H90ZM185 81V80H184ZM238 81H239V78H238ZM255 81V80H254ZM23 81H21L20 83H22ZM243 82V81H242ZM247 82V81H246ZM245 82V83H246ZM262 82V81H261ZM24 83V82H23ZM184 83V82H183ZM186 83V82H185ZM184 83V84H185ZM193 83V82H192ZM236 83V82H235ZM257 83V82H256ZM17 84V83H16ZM82 85V83H80V86H85V85ZM238 84V83H237ZM261 84V83H260ZM88 85H89V83H88ZM93 85V86H92ZM90 84V86H92L93 88H94V84ZM170 86H171V84H169ZM225 85H227V84H225ZM224 85V86H225ZM239 85V84H238ZM242 85V84H241ZM245 85V84H244ZM253 85V84H252ZM258 85V84H257ZM87 86V85H86ZM83 87V88H88V87ZM90 86H89V88H90ZM174 86V85H173ZM243 86V85H242ZM259 86V85H258ZM21 87H22V85H21ZM91 87V88H92ZM183 87V86H182ZM186 87V86H185ZM188 87V86H187ZM194 87V86H193ZM221 87H223V86H221ZM227 87V86H226ZM250 87V86H249ZM253 87V86H252ZM254 87H256V86H254ZM22 88H24V86L22 87ZM22 88H21V90H22ZM89 88L87 89L88 90V92H89ZM90 88V89H91ZM93 88L91 89V91H93ZM189 88V87H188ZM219 88V87H218ZM262 88V87H261ZM227 89V88H226ZM264 89V88H263ZM15 90H16V88H15ZM15 90H13L14 91V93H15ZM28 90V89H27ZM85 90V89H84ZM86 90V91H87ZM94 90H95V88H94ZM185 90H187V89H185ZM207 90V89H206ZM258 90V89H257ZM257 90L255 89V91L257 92ZM74 91V90H73ZM73 91H72V93H73ZM168 91V90H167ZM166 91V92H167ZM224 91V90H223ZM245 91H246V89H245ZM253 91H254V89H253ZM16 92H19V91H17L16 90ZM76 91V89H75V96H76V94H77V96L79 97V96H81L80 95V93L79 92H77ZM170 92V91H169ZM183 92H185V91H183ZM219 92V91H218ZM14 93H13V96H14ZM73 93V94H74ZM172 94H173V92H171ZM230 93V92H229ZM241 93V92H240ZM252 93H254V92H252ZM21 94V93H20ZM82 94V93H81ZM89 94H91V93H89ZM187 94V93H186ZM204 94H206L205 92H204ZM235 94V93H234ZM247 94V93H246ZM28 95V96H27ZM83 95V94H82ZM184 95V94H183ZM249 95V94H248ZM253 95V94H252ZM74 95H73V97L74 98H78L77 96L75 97ZM172 96V95H171ZM177 96V95H176ZM175 96V97H176ZM205 96V95H204ZM225 96V95H224ZM243 96V95H242ZM241 96V97H242ZM245 96H247V95H245ZM262 96V95H261ZM264 96V95H263ZM262 96V97H263ZM18 97V96H17ZM19 97H20V95H19ZM84 98V96H81V98ZM156 97V96H155ZM160 97V96H159ZM184 97V96H183ZM222 97V96H221ZM240 97V98H241ZM80 97L78 98V99H81ZM163 98V97H162ZM189 98V97H188ZM211 98V97H210ZM217 98V97H216ZM259 98V97H258ZM77 99V101L78 102H81V100L79 101ZM85 99V98H84ZM152 99V98H151ZM165 99V98H164ZM164 99H161V100H164ZM169 99H170V97H169ZM190 99V98H189ZM215 99V98H214ZM218 99V98H217ZM261 99V98H260ZM259 99V100H260ZM16 100V99H15ZM157 100H160V98L158 99L157 98ZM166 100V99H165ZM180 100V99H179ZM209 100V99H208ZM220 100V99H219ZM152 101V100H151ZM199 101V100H198ZM232 101V100H231ZM240 101V100H239ZM16 102V101H15ZM149 102V101H148ZM153 102V101H152ZM159 102V101H158ZM171 102V101H170ZM201 102V101H200ZM207 102H209V101H207ZM219 102V101H218ZM12 103H14V101L13 102H11V105H12ZM19 103V102H18ZM17 103V104H18ZM150 103V102H149ZM154 103H155V101H154ZM175 103V102H174ZM181 103V102H180ZM225 103V102H224ZM245 103V102H244ZM78 104V103H77ZM80 104V103H79ZM136 104V103H135ZM152 104V103H151ZM150 104V105H151ZM177 104V103H176ZM193 104V103H192ZM207 104V103H206ZM211 105H212V102L210 103ZM219 104V103H218ZM236 104V103H235ZM240 104V103H239ZM137 105V104H136ZM160 105V104H159ZM163 105H164V103H163ZM175 105V104H174ZM173 105V106H174ZM202 105H204V104H202ZM202 105H200V106H202ZM233 105V104H232ZM238 105V104H237ZM19 106V104L17 105V107ZM161 106V105H160ZM172 106V105H171ZM189 106V105H188ZM213 106V105H212ZM224 106V105H223ZM182 107V106H181ZM245 107V106H244ZM249 107V106H248ZM10 108V107H9ZM11 108H12V106H11ZM10 108V109H11ZM13 108H14V104H13ZM162 108V107H161ZM175 108V107H174ZM193 108V107H192ZM202 108V107H201ZM203 108H204V106H203ZM221 108V107H220ZM223 108V107H222ZM225 108V107H224ZM242 108V107H241ZM246 108H247V106H246ZM151 109V108H150ZM193 109H195V108H193ZM196 109H197V107H196ZM235 109V108H234ZM247 109H249V108H247ZM20 110V111H21ZM135 110V109H134ZM163 110V109H162ZM164 110H166V109H164ZM163 110V111H164ZM190 110V109H189ZM204 110V109H203ZM205 110H207V109H205ZM223 110H225V111H227L226 110V108L225 109H223ZM243 111H244V108L242 109ZM246 110V109H245ZM252 110H254V109H252ZM13 111H14V109H13ZM12 111V112H13ZM16 111V110H15ZM71 111V110H70ZM132 111V110H131ZM142 111V112H141ZM141 111H137V113L135 114L136 116H137V114H138V112H141V113H143L144 112V110H141ZM179 111V110H178ZM198 112H199V110H197ZM196 111V112H197ZM224 111V112H225ZM237 111V110H236ZM241 111V110H240ZM242 111V112H243ZM247 111H249V110H247ZM11 112V111H10ZM134 112H136V111H134ZM154 112V111H153ZM166 112V111H165ZM181 112V111H180ZM189 112V111H188ZM203 112H205V111H203ZM207 112H208V110H207ZM211 112V111H210ZM216 112H218L220 115H221V112L222 113H224L223 111H221V112H219L218 110L216 111ZM230 112V111H229ZM246 112V111H245ZM9 113V112H8ZM18 113H19V111H18ZM141 113H139V114H141ZM145 113H146V111H145ZM148 113V112H147ZM146 113V114H147ZM150 114H151V112H149ZM183 113V112H182ZM194 113V112H193ZM193 113H191V114H193ZM247 113V112H246ZM250 113V112H249ZM115 114V113H114ZM138 114V116H140ZM150 114L147 116V115H145V116H143L144 115V113L143 114H141V116H142V118H141V120L145 117V118H150V119H152V121H153V123H155V121L157 122H161V121H163V119H165V117H162L161 118V116L160 117H157V116H154V114H155V112L154 113H152L151 115L152 116H150ZM157 114V113H156ZM161 114V113H160ZM180 114V113H179ZM198 114V113H197ZM201 114H202V112H201ZM201 114H200V117L201 118H203L202 116H201ZM205 115H207L208 113H204ZM210 114V113H209ZM212 114H214V113H212ZM239 114V113H238ZM243 114V113H242ZM11 115V114H10ZM19 115V114H18ZM129 115H131L132 117L134 116V113H132V114H129ZM176 115V114H175ZM186 115H187V113H186ZM196 115V114H195ZM205 115H203L204 116V118H206L205 117ZM230 115V114H229ZM229 115H227V116H229ZM8 116H9V114H8ZM54 116H53V118H54ZM67 116H69V115H67ZM137 116V117H138ZM162 116H166V115H164V114H162ZM171 116V115H170ZM208 116V115H207ZM250 116V115H249ZM17 117V116H16ZM82 117V116H81ZM123 117V116H122ZM132 117H131V120L130 119H128V120H130L131 122L132 121H134L135 122V120H133L132 119ZM135 118V119H137L138 120V118ZM169 116H167L166 118H167V121H169L168 118ZM178 117V116H177ZM183 117H184V115H183ZM190 116H188V118H189ZM198 117V116H197ZM196 117V118H197ZM213 117V116H212ZM217 117V116H216ZM220 117H222V116H220ZM52 118V117H51ZM129 118H130V116H129ZM134 118V117H133ZM145 118H144V122H146V120H145ZM159 118H160V120H159ZM185 118V117H184ZM194 118V117H193ZM208 118V117H207ZM218 118V117H217ZM125 119V118H124ZM172 119V118H171ZM170 119V120H171ZM183 119V118H182ZM192 119V118H191ZM199 119V118H198ZM213 119V118H212ZM64 120V119H63ZM75 120H77V119H75ZM123 120V119H122ZM121 119H120V121H122ZM136 120V121H137ZM141 120L139 119V121H140V123H141ZM173 120V119H172ZM185 120V119H184ZM211 120V119H210ZM49 121V120H48ZM74 121V120H73ZM72 121V122H73ZM130 121H128V122H130ZM181 121V120H180ZM190 121V120H189ZM200 121V120H199ZM205 121H207V119L205 120ZM58 122V121H57ZM71 122V121H70ZM69 122V123H70ZM76 122V121H75ZM74 122V123H75ZM82 122V121H81ZM119 122V121H118ZM124 122H126V121H124ZM134 122H132L131 124H130V126L131 125H133V123ZM148 122V121H147ZM150 122V121H149ZM163 122H165V121H163ZM185 122V121H184ZM193 122H196V121H194L193 120ZM192 122V123H193ZM217 122V121H216ZM15 123H17L16 125H13V124H15ZM52 123H53V125H54V121L52 120ZM63 123H65V122H63ZM74 123H72V124H74ZM83 123V122H82ZM127 123V122H126ZM136 123V122H135ZM162 123V122H161ZM167 123H170L171 124V122H167ZM181 123V122H180ZM202 123V122H201ZM200 123V124H201ZM209 123V122H208ZM253 123V122H252ZM49 123H47V124H43L42 125V127H44V126H47ZM51 124V123H50ZM67 124H68V121H67ZM71 124V123H70ZM84 124V123H83ZM86 124V123H85ZM138 123H136L135 125H137ZM149 124V123H148ZM173 124V123H172ZM171 124V125H172ZM194 124V123H193ZM193 124H192V126H193ZM199 124V123H198ZM203 124V123H202ZM206 124V123H205ZM217 124V123H216ZM222 124V123H221ZM52 125V124H51ZM59 125V124H58ZM64 125V124H63ZM62 125V126H63ZM81 124H79V126H80ZM160 125V124H159ZM166 125V124H165ZM177 125V124H176ZM195 125V124H194ZM210 125V124H209ZM246 125V124H245ZM4 126V125H3ZM40 126V125H39ZM55 126V125H54ZM60 126V125H59ZM111 126V125H110ZM109 126V127H110ZM154 126H156V125H154ZM162 126H163V124H162ZM168 126V125H167ZM174 126V125H173ZM201 127H202V125H200ZM199 126V127H200ZM242 126V125H241ZM6 127V126H5ZM49 127V126H48ZM66 127H67V125H66ZM82 127H83V125H82ZM119 127V126H118ZM143 127V126H142ZM169 127V126H168ZM187 127H189V126H187ZM205 127V126H204ZM209 127V126H208ZM256 127V126H255ZM2 128V127H1ZM8 128V129H9ZM27 128H25L26 130H27ZM38 128V127H37ZM53 128V127H52ZM55 128V127H54ZM79 128V127H78ZM107 128V127H106ZM129 128V127H128ZM131 128V127H130ZM129 128V129H130ZM144 128V127H143ZM150 127L148 126V129H149ZM172 128V127H171ZM183 127H181L180 129H182ZM192 128V127H191ZM242 128V127H241ZM244 128V127H243ZM2 129H4V127L2 128ZM2 129H0V264H52L53 262H51L50 263V259H49V257H50V255L52 254L50 251L51 250H49V249H51L50 247L48 248L46 245L44 246V244H46V242H48V241H51V243H55L56 242V239L59 241L60 239H59V235H57V233H56V231L54 230V229H52V227L50 228L49 227V224L51 223V225H52V223H58V221L56 220V219H54L53 218V216L51 217V215H50V217L47 215L48 214V212L50 211V210H52L53 208H55L56 206H57V204H59L58 202H59V198L61 199L62 198V204L64 203L63 201V198L67 195L68 197L70 196H79V198H82L83 197V193H81V194H83L82 195V197H80V195L78 194L79 193V191H80V189H85V188H89V187H86L87 186V184L85 185V188L83 187L82 188V185L81 184H79V183H77V181H80L82 178H88V177H90L89 175H91V169L90 168H88L87 169V167L85 168V166H88L89 165V163L91 162V160H93L92 159V156H93V158H96L98 155L100 156L101 154V152L102 151H106V147L105 146H107L106 144H108L107 143V141L109 142H111V139L114 137V136H116V135H118V134H114L113 132L114 131H112V130H110V133L107 131V137H108V133H109V139L108 140H106L105 142H106V144H105V142H104V138L105 139H107V137H106V135L105 134H103V137H104V135H105V137L103 138L102 136V138H100V136H99V138L100 139H102L101 141H102V143H104V144H102V145H98V146H95V145H97V144H101V143H99V138L97 137V140H96V142H95V140L94 141H92V140H90L89 138H83L82 136H79V135H77L76 133H74L73 131L71 132V133H67V136L65 135V134H63V136H66V137H61L60 136V138H57V140H55V141H53L52 143H50V144H44V145H42L41 143H33V144H30L31 142H33V139L32 138H28V136H27V138L25 137V138H23V140L25 141L24 142V144H16V145H9V144H2V142L4 141V142H6L7 140H9V138H7V140H6V136H8L7 134H9L8 133V131H6V129L5 130H2ZM14 129V132L16 131ZM24 129V128H23ZM24 129V130H25ZM29 129V128H28ZM109 129V128H108ZM116 129H119V128H117L116 127ZM115 129V130H116ZM139 129V128H138ZM169 129V128H168ZM176 129V128H175ZM189 129V128H188ZM200 129V128H199ZM253 129V128H252ZM20 130H17L18 132L20 131ZM30 130V129H29ZM66 130H67V128H66ZM72 130H74V129H72ZM78 130V129H77ZM81 130V129H80ZM134 130V129H133ZM143 130V129H142ZM142 130H140V131H142ZM144 130H145V128H144ZM147 130V129H146ZM150 130H152L151 128H150ZM197 130V129H196ZM214 130H215V128H214ZM9 131V132H10ZM23 131V130H22ZM64 131V130H63ZM93 131V130H92ZM92 131H90V132H92ZM121 131V130H120ZM129 131V130H128ZM138 131V130H137ZM149 131V130H148ZM148 131H146V132H148ZM153 131V130H152ZM152 131L150 132V134L152 133ZM159 131V130H158ZM172 131V130H171ZM181 131H183V130H181ZM209 131V130H208ZM243 131V130H242ZM13 132V133H14ZM33 132V131H32ZM69 132V131H68ZM106 132V131H105ZM145 132V131H144ZM155 132V131H154ZM156 132H157V130H156ZM154 133V135L155 134H158L159 135V133ZM160 132V131H159ZM164 132V131H163ZM192 132V131H191ZM247 132V131H246ZM13 133H11V134H13ZM126 133V132H125ZM129 133V132H128ZM139 133V132H138ZM174 133H175V131H174ZM174 133L172 134V135H174ZM206 133V132H205ZM212 133V132H211ZM241 133H243V132H241ZM14 134H16V133H14ZM32 134V133H31ZM62 134V133H61ZM70 134V135H69ZM99 134V133H98ZM102 134V133H101ZM100 134V135H101ZM121 134V133H120ZM165 134H167V133H165ZM177 134V133H176ZM176 134H175V137H170L171 138V140L173 141V140H181V139H183V138H185L186 137V135H185V137H182V135H180L179 134V132H178V134H177V136H176ZM182 134H185V133H183L182 132ZM186 134H188V135H190V134H192V133H186ZM196 134V133H195ZM236 134H238L237 132H236ZM113 135V136H112ZM126 135V134H125ZM128 135V134H127ZM130 135V134H129ZM134 135H137V134H134ZM147 136L146 137H148V133L146 134ZM199 135V134H198ZM209 135V134H208ZM239 135V134H238ZM10 136V135H9ZM12 136V135H11ZM30 136V135H29ZM41 136H43V134L41 135ZM91 136H93L92 134H91ZM112 136V137H111ZM119 136V135H118ZM117 136V137H118ZM132 136V135H131ZM144 136H145V134H144ZM150 136V135H149ZM171 136V135H170ZM191 136V135H190ZM207 136V135H206ZM234 136V135H233ZM37 137H40V136H37ZM159 137V136H158ZM195 138H196V136H194ZM216 137V136H215ZM11 138H13V137H11ZM14 138H15V135H14ZM41 138V137H40ZM116 138V137H115ZM131 138H133V137H131ZM135 138V137H134ZM139 138H140V136H139ZM156 138V137H155ZM154 138V139H155ZM165 139H164V141L166 140V142H168V140L170 139H168V137L167 136H165L164 137ZM213 138V137H212ZM21 139V138H20ZM121 139V138H120ZM126 139V138H125ZM142 139V138H141ZM149 139V138H148ZM159 139V138H158ZM161 139V138H160ZM211 139V138H210ZM11 140V139H10ZM14 140V139H13ZM17 140V139H16ZM28 140V141H27ZM35 140H37V138L35 139ZM113 140H115V139H113ZM124 140V139H123ZM132 140V139H131ZM135 140V139H134ZM152 140H153V138H152ZM156 140H157V138H156ZM170 140V141H171ZM175 140V141H176ZM217 140V139H216ZM12 141V140H11ZM19 141V140H18ZM117 141H118V139H117ZM120 141V140H119ZM122 141V140H121ZM127 141V140H126ZM142 141V140H141ZM144 141H145V139H144ZM150 141V140H149ZM154 141V140H153ZM162 141H163V139H162ZM195 141V140H194ZM213 141V140H212ZM211 141V142H212ZM15 142V141H14ZM84 142H86V143H84ZM92 142H95V143H92ZM113 142V141H112ZM115 142H116V140H115ZM122 142H124V141H122ZM132 141H130V143H131ZM136 142V141H135ZM146 142V141H145ZM157 142V141H156ZM158 142H159V140H158ZM179 142V141H178ZM180 142H182V140L180 141ZM179 142V143H180ZM127 143V145H128V142H125V144ZM133 143V142H132ZM142 143V142H141ZM146 143H148V142H146ZM150 143L151 142H149L148 143V145H150ZM154 143V142H153ZM178 143V144H179ZM216 142H214V144H215ZM95 144V145H94ZM115 144V143H114ZM117 144H118V142H117ZM135 144V143H134ZM137 144V143H136ZM135 144V145H136ZM164 144V143H163ZM176 144V143H175ZM79 145V146H78ZM83 145H86V146H84V148H83ZM155 146H158V145H156V144H154ZM166 146H167V144H165ZM171 145H172V142H171ZM78 146V147H77ZM115 146V145H114ZM152 146H153V144H152ZM169 146V145H168ZM175 146V145H174ZM120 147H121V145H120ZM130 147V146H129ZM128 147V148H129ZM137 147V146H136ZM151 147V146H150ZM218 147H222V146H220V144H219V146ZM82 148V149H81ZM118 148H119V146H118ZM131 148H134V147H131ZM172 148V147H171ZM183 148V147H182ZM195 148V147H194ZM114 149V148H113ZM120 149V148H119ZM121 149H123V148H121ZM120 149V150H121ZM124 149H126V148H124ZM123 149V150H124ZM163 149V148H162ZM169 149V148H168ZM111 150V149H110ZM109 150V151H110ZM119 150V151H120ZM130 150V149H129ZM138 150V149H137ZM164 150V149H163ZM172 150V149H171ZM181 150V149H180ZM189 150V149H188ZM258 150H260V149H258ZM139 151V150H138ZM173 151H175V150H173ZM178 151V150H177ZM185 151H186V149H185ZM205 151V150H204ZM256 151V150H255ZM96 152H97V155H96ZM111 152H113L112 150H111ZM163 152H166L167 153V151H163ZM216 152V151H215ZM214 152V153H215ZM254 152V151H253ZM94 153V154H93ZM107 153V151L105 152V154ZM130 153V152H129ZM128 153V154H129ZM153 153H155V152H153ZM177 153V152H176ZM180 153H182L181 151H180ZM184 153V152H183ZM186 153V152H185ZM196 153V152H195ZM209 153V152H208ZM207 153V154H208ZM211 153H213V152H210V155H211ZM225 153V152H224ZM229 153V152H228ZM244 153H245V151H244ZM93 154V155H92ZM104 154V153H103ZM112 154V153H111ZM110 154V155H111ZM124 154H126V153H124ZM136 154V153H135ZM159 154L160 155H162L161 154V152H159ZM158 154V155H159ZM260 154V153H259ZM108 155V156H107ZM107 157H109V153H107ZM127 155V154H126ZM129 155H131V154H129ZM134 154H132V156H133ZM138 155V154H137ZM145 155V154H144ZM156 155H157V152H156ZM174 155V154H173ZM181 155H183V154H181ZM190 155V154H189ZM194 155V154H193ZM221 155V154H220ZM231 155V154H230ZM96 156V157H95ZM98 156V157H99ZM102 156V155H101ZM139 156V155H138ZM150 156V155H149ZM175 156V155H174ZM177 156V155H176ZM185 156V155H184ZM183 156V157H184ZM201 156V155H200ZM209 156V155H208ZM246 156V155H245ZM252 156V155H251ZM106 157V158H107ZM131 157V156H130ZM137 157V156H136ZM140 157V156H139ZM160 157H162V156H160ZM182 157V158H183ZM195 157V156H194ZM223 157V156H222ZM221 156H218V155H216V154H214V155H211V157L209 156V160L213 163V165H215V169H216V165H217V167H219L220 168V170L218 171V172H215L216 173V175L217 176H215L214 178H216V179H213L212 177V175H211V173H210V175L209 174H205L203 177H201V174H200V177L202 178V179H199L200 177L198 176V178H197V175L194 173V170L195 169H199L198 167L196 168L195 167V169H193L194 167L191 165V167H193L191 170H190V175L189 174H187V172H185L184 173V170L182 169V172L187 176V178H185L184 179V177H186L185 175H184V177L183 176H181L183 173L182 172H180L181 171V169L179 170V168L177 169L176 168V170H174V169H172L171 167H168V165H166L165 166V170H166V172H159L161 169L158 167V172L157 173H155L157 170H154V168L152 169V168H150V171H153V173L155 174L154 176L155 177H157V176H162L163 178H162V180H166V182L167 183H169L168 181H167V179L170 181L171 180V178H173L174 180H175V186L174 185H172V189H170V187H168L169 188V191H171V192H169V193H167V196L166 195H164L165 197L163 198V196L161 197V198H163V199H167L168 198V200H166L164 203H165V205L164 206H162V207H164V209L161 207V209H159V214H160V212H161V210H163L164 212H166V208H172L171 210H172V212L174 211V209H175V211H178L179 213H180V215H178V216H180V218L179 219H177L176 218V220H181V218L183 219V218H186L187 219V217H188V215H189V217H192V216H190V214L191 213H193V215L195 214L194 212H196L197 210H199V208L197 207V209L196 208H194V209H192V206H190L191 208H189V206L187 207V204H189L188 202H190L192 205H193V203H198V206H199V204L201 205L202 204V202L205 200V199H207V198H209L210 196L209 195H213L214 194V196L215 195H217V196H221V195H223L224 193H226V191H227V189L228 190H230V192H231V188H232V186L234 187L235 185H232L233 184V182H235V183H239L238 184V186L237 187H240V184H243L242 186H246L245 188L246 189H248L249 188V191H250V189H252L253 188V191L255 192V190H258V185H257V189H255L254 187H252L253 186V183H252V181H250V180H252V176L254 175V173H256V167L254 166V165H252V163L251 164H249L250 162H248V160H247V163L244 165V166H246L245 168H241L240 167V163L239 164H236L237 166H235L234 164L232 165V163H230V162H227V160H229V159H227V157L226 156H224L223 158H222ZM225 157H226V159H225ZM236 157H238V156H236ZM102 158V157H101ZM105 158V160H107ZM164 158V157H163ZM173 158V157H172ZM196 158V157H195ZM198 158V157H197ZM262 158V157H261ZM91 159V160H90ZM139 159V158H138ZM137 159V160H138ZM181 159V158H180ZM184 159V158H183ZM203 159V158H202ZM97 160H98V163H101L100 161H99V159L97 158ZM104 160V159H103ZM108 160H109V158H108ZM160 160V159H159ZM195 160V159H194ZM235 160V159H234ZM255 160V159H254ZM263 160V159H262ZM93 161H96V159L95 160H93ZM110 161V160H109ZM179 161V160H178ZM186 161V160H185ZM198 161V160H197ZM242 161V160H241ZM251 161H253V160H251ZM136 162V161H135ZM202 162V161H201ZM210 162V163H211ZM238 162H240V161H238ZM255 162V161H254ZM173 163V162H172ZM195 163V162H194ZM211 163V164H212ZM230 163V164H229ZM245 163V162H244ZM258 163H260V162H258ZM263 163V162H262ZM94 164V163H93ZM97 164V163H96ZM125 164H126V162H125ZM131 164V163H130ZM135 164V163H134ZM134 164H132V166L130 165L129 167H131V168H129V167H127L126 165H125V167H121L122 169L121 170H119V174H120V172H121V174H120V176H124V177H126V176H131V174L135 171V169H133L134 171L132 172V167H134V166H136V165H138V163L136 164V165H134ZM154 164V163H153ZM189 164V163H188ZM196 164V163H195ZM242 164V163H241ZM253 164H255V163H253ZM99 165V164H98ZM101 165L103 166V164L101 163ZM124 165V164H123ZM134 165V166H133ZM141 165V164H140ZM140 165H138V166H140ZM143 165V164H142ZM198 165V164H197ZM243 165V164H242ZM255 165H257V163L255 164ZM263 165V164H262ZM90 166V165H89ZM102 166H100V167H102ZM113 166V165H112ZM117 166V165H116ZM190 166V165H189ZM104 167V166H103ZM177 167H179V166H177ZM201 167V166H200ZM258 167V166H257ZM262 167V166H261ZM111 168V167H110ZM119 168V167H118ZM134 168H136V167H134ZM175 168V167H174ZM181 168V167H180ZM187 168V167H186ZM204 168V167H203ZM211 168V167H210ZM219 168H217V169H219ZM94 169V168H93ZM137 169V168H136ZM145 168H143V170H144ZM207 169V168H206ZM91 170V171H90ZM109 170V169H108ZM114 167L113 168H111V170H110V176L112 175V177H113V179L114 178H116L118 175H116V174H118V173H116V174H114L115 172H114ZM262 170V169H261ZM260 170V171H261ZM94 171L95 170H93L92 171V173L94 174ZM146 171V170H145ZM198 171V170H197ZM229 171V172H228ZM259 171V172H260ZM88 172H90V174L88 175ZM97 172V171H96ZM95 172V173H96ZM104 172V171H103ZM107 172V171H106ZM136 172V171H135ZM141 172V171H140ZM143 172V171H142ZM148 173H149V170L147 171ZM146 172V173H147ZM199 172V171H198ZM201 172V171H200ZM211 172H213V169H212V171ZM99 173V172H98ZM108 173V174H109ZM243 173H245L246 175H244L245 176V178H247V179H245V180H241V178H240V175H242ZM101 174V173H100ZM145 174V173H144ZM198 174V175H199ZM258 174H260V173H258ZM96 175V174H95ZM116 175V176H115ZM147 175V174H146ZM189 175V176H188ZM195 175H196V177H195ZM213 175H215V174H213ZM141 176H143V178H144V175H137V177H136V179H140V182H141ZM260 176V175H259ZM98 177V176H97ZM149 177V176H148ZM178 177H179V179H178ZM182 177V178H181ZM190 177V178H189ZM217 177H219L218 179H217ZM257 177V176H256ZM262 177V176H261ZM99 178H101V176L99 177ZM104 178V177H103ZM106 178V177H105ZM104 178V179H105ZM121 178V177H120ZM147 178V177H146ZM152 179L150 180V177H149V180H150V184H151V186L152 185H155V183H154V181H157V179L155 180L154 179V177H151ZM158 178V177H157ZM167 178V179H166ZM228 178H230L231 180H228ZM260 178V177H259ZM117 179V178H116ZM115 179V180H116ZM145 179V178H144ZM261 179V178H260ZM260 179H259V181H260ZM90 180V179H89ZM121 180V179H120ZM123 180V179H122ZM131 180V179H130ZM148 180V181H149ZM153 180V181H152ZM173 180V181H174ZM227 180L231 183V185H230V187H229V182L227 183ZM101 181H102V179H101ZM107 182H109L108 180H106ZM131 181H133V180H131ZM139 180H136V182L137 183H140V182H138ZM143 181V180H142ZM160 183H159V182ZM158 181H157V183H159L158 185H161V178H160V180L158 179ZM172 181V180H171ZM171 181H170V184H171ZM95 182V181H94ZM116 182L117 183H115V185H114V187H112V189H110V190H112V192H121L122 193V191H120L121 190V188L123 187H121L120 188V183H118V181L116 180ZM144 183H145V181H143ZM152 182H153V184H152ZM165 182V181H164ZM163 182V183H164ZM165 182V183H166ZM100 183V182H99ZM110 183V182H109ZM126 183V182H125ZM142 183V182H141ZM146 183H147V180H146ZM156 183V184H157ZM234 183V184H235ZM102 183H100V185H101ZM133 183H131V185H132ZM134 184H135V181H134ZM173 184V183H172ZM264 184V183H263ZM81 185V186H80ZM93 185V184H92ZM97 185L98 186H100L98 183H97ZM103 185H104V180H103ZM124 185V184H123ZM130 185V184H129ZM138 185V184H137ZM228 185V186H227ZM254 185H255V183H254ZM96 186V185H95ZM102 186V185H101ZM104 186H106V184L104 185ZM148 187H149V185H147ZM228 188H227V187ZM106 187H108V186H106ZM128 187V186H127ZM130 187V186H129ZM135 187V186H134ZM146 187V186H145ZM144 187V188H145ZM152 187H154V186H152ZM225 187L227 188V189H225ZM252 187V188H251ZM100 188V187H99ZM98 188V189H99ZM102 188H104V187H102ZM102 188H100L101 190H102ZM155 188H157V187H155ZM242 188V187H241ZM261 188V187H260ZM115 189H117V190H115ZM125 189V188H124ZM137 189H138V187H137ZM141 188H139L138 190H140ZM146 190H147V188H145ZM263 189H264V187H263ZM86 190V189H85ZM90 190V189H89ZM89 190H87V192L89 191ZM100 190V191H101ZM127 191H128V188L126 189ZM126 190H125V192H126ZM148 190H150L149 188H148ZM232 190H234V189H232ZM245 190V189H244ZM82 191V190H81ZM93 192V190H90V192ZM106 191L108 192L109 190H107L106 189ZM106 191H104V192H106ZM129 191H131V189L129 190ZM134 191V190H133ZM141 191V190H140ZM140 191H138V192H140ZM237 191V190H236ZM239 191V190H238ZM243 190H241L240 192H242ZM262 191V190H261ZM260 190H259V193L261 192ZM85 193V195L86 194H88V193ZM92 192H91V194H92ZM114 192V193H115ZM135 192V191H134ZM145 192V191H144ZM229 191H227V193H228ZM246 193H247V191H245ZM257 192V191H256ZM94 193V192H93ZM124 193V192H123ZM122 193V194H123ZM213 193V194H212ZM245 193V194H246ZM250 193V192H249ZM251 193H253V192H251ZM258 193V192H257ZM256 193V194H257ZM77 194V195H76ZM113 193H111V195H112ZM135 194V193H134ZM164 194V193H163ZM236 194V193H235ZM242 194V193H241ZM254 195H255V193H253ZM261 194V193H260ZM85 195H84V197H85ZM95 195H97V194H95ZM108 195V194H107ZM110 195V194H109ZM108 195V196H109ZM120 195V194H119ZM225 195V194H224ZM230 195V194H229ZM228 195V196H229ZM254 195H252V197L254 196ZM67 196H66V198L65 199H67ZM78 196H77V198H78ZM89 196V195H88ZM92 196H94V194L92 195ZM113 196V195H112ZM124 196V195H123ZM136 195H134V197H135ZM213 196V197H214ZM227 196V197H228ZM230 196H233V195H230ZM229 196V197H230ZM236 196V195H235ZM239 196H240V194H239ZM242 196H244V195H242ZM242 196H240V198H242ZM251 195L249 194V196H248V193H247V197H250ZM120 198H122L121 196H119ZM128 197V196H127ZM228 197V198H229ZM244 197H246V196H244ZM91 198V197H90ZM89 198V199H90ZM116 198V197H115ZM117 198H118V196H117ZM219 198V197H218ZM218 198H214V199H218ZM226 199L225 197H224V199H226V201L228 202V200L229 199ZM238 198V197H237ZM74 199H75V197H74ZM85 199V198H84ZM83 199V200H84ZM95 199H97V198H95ZM94 199V200H95ZM114 199V198H113ZM112 199V200H113ZM127 199V198H126ZM162 199V200H163ZM220 199H222V196H221V198ZM230 199H232V197L230 198ZM236 199V198H235ZM76 200V199H75ZM88 200V199H87ZM87 200H85V201H87ZM127 200H129V199H127ZM219 200V199H218ZM223 200V199H222ZM222 200H220L219 202H221ZM238 200H240V201H242L243 200V198H242V200L241 199H238ZM248 200V199H247ZM251 201H252V199H250ZM257 200V199H256ZM78 201H80V199L78 200ZM116 201V200H115ZM120 201V200H119ZM121 201H122V199H121ZM124 201H125V198H124ZM123 201V202H124ZM225 201V200H224ZM73 202L75 203V201L74 200H71V199H69L68 198V200L66 201L65 200V204H66V206L67 207H72L73 209H76V207H75V204H73ZM122 202V203H123ZM127 202V201H126ZM135 202V201H134ZM138 202V201H137ZM223 202V201H222ZM230 202V201H229ZM233 202V201H232ZM243 202H244V200H243ZM255 202V201H254ZM79 203V202H78ZM95 203V202H94ZM119 203H121V202H119ZM133 203V202H132ZM216 203V202H215ZM215 203L213 204V206L215 205ZM236 203L238 204L239 202H237V200H236ZM249 203V202H248ZM252 203V202H251ZM62 204H60V205H62ZM81 204V203H80ZM83 204V203H82ZM81 204V205H82ZM85 204V203H84ZM91 204V203H90ZM89 203L87 204V207H89L88 205H90ZM163 204V203H162ZM220 204V203H219ZM231 204V203H230ZM236 204V205H237ZM247 204V203H246ZM93 205V204H92ZM96 205V204H95ZM100 205V204H99ZM98 205V206H99ZM132 205V204H131ZM153 205V204H152ZM151 205V206H152ZM203 205V204H202ZM202 205L200 206V208H202ZM208 205H209V202H208ZM224 207H226L225 205H226V202H225V204H224V202H223V204H222ZM242 205H244V204H242ZM241 205V206H242ZM77 206H80V205H77ZM97 206V207H98ZM187 208H186V207ZM197 206V205H196ZM205 206V205H204ZM203 206V207H204ZM212 206V205H211ZM210 206V207H211ZM218 206V205H217ZM240 206V205H239ZM62 207V206H61ZM67 207H65V208H67ZM75 207V208H74ZM82 207H83V205H82ZM81 207V208H82ZM94 207V206H93ZM96 207V208H97ZM118 206L116 205V207L115 208H117ZM134 207V206H133ZM209 207V208H210ZM215 207V206H214ZM213 207V208H214ZM224 207H222L221 206V208H223L224 209ZM228 207V206H227ZM250 207V206H249ZM63 208V207H62ZM68 208V209H69ZM78 208V207H77ZM84 208V207H83ZM82 208V209H83ZM85 208H86V204H85ZM90 208V210H92V209H94V208H92L91 206L89 207ZM104 208H106V207H104ZM103 208V209H104ZM114 208V207H113ZM149 208H150V206H149ZM220 208V207H219ZM240 208V207H239ZM68 209H67V211H68ZM71 209V208H70ZM82 209L80 210V211H82ZM88 209V208H87ZM101 209V208H100ZM99 209V210H100ZM102 209V210H103ZM144 209V208H143ZM218 209V208H217ZM223 209H222V211H223ZM228 209H229V207H228ZM235 208H233V210H234ZM246 209V208H245ZM263 209V208H262ZM62 210V209H61ZM66 210V209H65ZM72 210V209H71ZM114 210H116V209H114ZM117 210H119V209H117ZM154 210V209H153ZM168 210V209H167ZM170 210V211H171ZM192 210H195V211H192ZM202 210V209H201ZM205 210V209H204ZM216 210V209H215ZM221 210V209H220ZM224 210H226V209H224ZM238 210V209H237ZM241 210V209H240ZM64 211V210H63ZM70 211V210H69ZM68 211V212H69ZM77 211H78V209H77ZM84 211H85V209H84ZM108 211V210H107ZM113 211V210H112ZM137 211V210H136ZM144 211V210H143ZM161 212L162 214H164V216H168V215H166V214H169L168 213V211H167V213L165 214L164 212ZM200 211V210H199ZM213 211V210H212ZM218 210H216V212H217ZM222 211H221V214L223 215V217H225L224 215H225V213H222ZM51 212V211H50ZM61 212V211H60ZM73 212H75L74 210H73ZM93 212V211H92ZM94 212H97V211H94ZM94 212L92 213V214H94ZM114 212V211H113ZM145 212V211H144ZM214 212V211H213ZM228 212V211H227ZM241 212V211H240ZM63 213V212H62ZM61 213V214H62ZM76 213H78V212H76ZM82 213H83V211H82ZM81 213V214H82ZM87 213H89L87 210H86V213L85 214H87ZM102 213V212H101ZM109 213H112V212H110L109 211ZM115 213V212H114ZM118 213V212H117ZM116 213V214H117ZM178 213V214H179ZM190 213V214H189ZM198 213V212H197ZM196 213V214H197ZM211 213V212H210ZM215 213V212H214ZM218 213V212H217ZM242 213H243V211H242ZM52 214V213H51ZM58 214V213H57ZM70 214V213H69ZM72 214V213H71ZM84 214V215H85ZM103 214V213H102ZM101 214V215H102ZM105 214V213H104ZM106 214H108V212L106 213ZM106 214H105V216H106ZM157 214V213H156ZM162 214H160V216L162 215ZM175 214H177L176 212H175ZM202 214V213H201ZM234 214V213H233ZM240 214V213H239ZM239 214H238V216H239ZM261 214V213H260ZM72 215H74V213L72 214ZM76 215V214H75ZM74 215V216H75ZM100 215V214H99ZM110 217H111V214H108ZM108 215H107V217H108ZM171 215V214H170ZM173 215V214H172ZM198 215H199V213H198ZM217 215V214H216ZM237 215V214H236ZM65 216V215H64ZM77 216H78V214H77ZM76 216V217H77ZM86 216V215H85ZM88 216V218H89V215H87ZM86 216V217H87ZM96 216V215H95ZM115 216V215H114ZM141 216V215H140ZM148 216V215H147ZM158 216V214L156 215V217ZM164 216L162 215L161 217L162 218H164ZM177 216V215H176ZM182 216V217H181ZM187 216V217H186ZM234 216V215H233ZM261 216V215H260ZM61 217H63V216H61ZM67 217V216H66ZM75 217V218H76ZM107 217H103V215H102V218H104L105 220L106 219H108ZM143 217V216H142ZM169 217V216H168ZM168 217H165V220H168V222H169V220H170V217L168 218ZM172 217V222H176V220L174 219V217L173 216H171ZM196 217H198L199 218V216H196ZM223 217H222V219H223ZM257 217V216H256ZM74 217H73V219H75ZM91 218V217H90ZM89 218V219H90ZM92 218L94 219V217L92 216ZM95 218H97V217H95ZM102 218H100V219H98L99 221L102 219ZM114 218H116V217H114ZM118 218V217H117ZM148 218V217H147ZM158 218V217H157ZM193 218V217H192ZM202 218H205V217H203V214H202ZM216 218H217V216H216ZM215 218V219H216ZM219 218V217H218ZM221 218V217H220ZM229 218H230V215H229ZM67 219V218H66ZM72 219V218H71ZM72 219V220H73ZM82 219V218H81ZM110 219V218H109ZM144 219V218H143ZM156 219V218H155ZM214 219V220H215ZM235 220H236V218H234ZM234 219H233V221H234ZM242 219V218H241ZM70 220V219H69ZM86 220V219H85ZM88 220V219H87ZM103 220V219H102ZM114 220V219H113ZM192 220V219H191ZM196 220V219H195ZM204 220V219H203ZM202 220V221H203ZM218 220V219H217ZM220 220V219H219ZM218 220V221H219ZM225 220V219H224ZM76 221V220H75ZM91 221H92V219H91ZM91 221H85V222H87L86 224L88 225V224H90L91 223ZM98 221V222H99ZM155 221V220H154ZM171 221V220H170ZM213 221V220H212ZM211 221V224L213 223ZM222 221V220H221ZM226 221V220H225ZM68 222V221H67ZM70 222V221H69ZM90 222V223H89ZM95 222V221H94ZM134 222V221H133ZM237 222V221H236ZM74 223V222H73ZM78 224L73 228V229H70L69 230V228H67L66 226L64 227V226H61L60 224L59 225H57V228H59V227H61L60 228V230L62 229V231H64V234L63 235H65V237L66 238H69V237H71V236H75V235H77L78 237H79V235H82V233L84 232V229H83V226L84 225H86V224H84V223H82V224H84V225H82L80 222H77ZM80 223V224H79ZM103 224L105 223L104 221L102 222ZM152 223V222H151ZM154 223V222H153ZM166 223V222H165ZM171 223V222H170ZM186 223V222H185ZM185 223H182V224H185ZM189 223H190V221L188 222V224L187 225H189ZM201 223V222H200ZM209 223V222H208ZM215 223V222H214ZM213 223V224H214ZM217 223V222H216ZM219 223V222H218ZM54 224L52 225V226H54ZM94 224V223H93ZM93 224H91V226H94L95 227V225H93ZM155 224H156V221H155ZM169 224V223H168ZM176 224V223H175ZM222 224V223H221ZM227 224V223H226ZM237 224V223H236ZM241 224V223H240ZM86 225V226H87ZM99 225H102L101 223L99 224ZM105 225V224H104ZM107 225H109V224H107ZM124 225V224H123ZM178 225H179V227L181 226V224H179L178 223ZM192 225V224H191ZM230 225V224H229ZM56 226V225H55ZM98 226V225H97ZM121 226V225H120ZM125 226V225H124ZM123 226V227H124ZM156 226H158L157 228H159V227H161L160 226V223H158V224H156ZM167 226V225H166ZM169 226V225H168ZM167 226V227H168ZM218 226V225H217ZM241 226V225H240ZM252 226H254V225H252ZM90 227V226H89ZM93 227V228H94ZM111 227V226H110ZM126 227V226H125ZM165 227V226H164ZM96 228H99V232H96V234L97 233H102L103 232V229L105 230L106 228H104L103 227V229H100V227H96ZM102 228V227H101ZM141 228V227H140ZM163 228V227H162ZM162 228H161V230H162ZM229 228H230V226H229ZM228 228V229H229ZM236 228V227H235ZM240 228V227H239ZM244 228V227H243ZM55 229H56V227H55ZM89 229V228H88ZM95 229V228H94ZM111 229V228H110ZM113 229V228H112ZM115 229V228H114ZM125 229V228H124ZM127 229V228H126ZM168 229H169V227H168ZM172 229V228H171ZM215 229H217V228H215ZM60 230H59V232H60ZM97 229H95V231H96ZM102 230V231H101ZM108 230V228L106 229V231ZM141 230H142V228H141ZM182 230V229H181ZM241 230V229H240ZM239 230V231H240ZM95 231H91V233H90V231H89V233H90V236H93L94 235V232ZM147 231V230H146ZM149 231V230H148ZM147 231V232H148ZM105 232V231H104ZM110 232V231H109ZM124 232V231H123ZM122 232V233H123ZM223 232V231H222ZM241 232V231H240ZM61 233V232H60ZM63 233V232H62ZM75 233V234H74ZM84 233H86V232H84ZM100 233V234H101ZM108 233V232H107ZM121 233V232H120ZM141 233V232H140ZM164 233H165V231H164ZM74 234V235H73ZM104 233H102V235H103ZM125 234V233H124ZM137 234V233H136ZM135 234V235H136ZM162 234V233H161ZM160 234V235H161ZM169 234V233H168ZM198 234V233H197ZM203 234V233H202ZM230 234V233H229ZM243 234V233H242ZM87 235L88 234H84V237L85 238H83V240H84V242H82L81 240V244H84V243H86V245L84 244V246H82V247H79L80 246V244H78L79 246V251L81 250V251H84L86 248H90V249H92L91 247H86L85 248V246H88L87 244L89 243V246L90 245H92V247H96L94 244H97V243H95V241L92 239V241L93 242H88L87 240V238H90V240H91V237L90 236H88L87 237ZM104 235H106V234H104ZM138 235H139V233H138ZM138 235H136V236H138ZM141 235V234H140ZM139 235V239H140V236ZM146 235V234H145ZM148 235V234H147ZM159 235V236H160ZM171 235H173V234H170V237H172V238H175L176 236H177V234H175V237H173V236H171ZM179 235V237H177V238H175L174 240L176 241V239L178 240V241H180V243H181V241L183 240V238H185L186 239V237H183V235H184V233H183V235L181 234H178ZM201 235V234H200ZM199 235V236H200ZM222 234H220V236H221ZM225 235V234H224ZM76 236V237H77ZM114 236H116V235H114ZM119 236V235H118ZM121 236V235H120ZM132 236V235H131ZM150 236V235H149ZM154 236V235H153ZM213 236V235H212ZM230 236V235H229ZM58 237V238H57ZM62 237V236H61ZM81 237V236H80ZM79 237V238H80ZM109 237H111V236H109ZM122 237V236H121ZM127 237V236H126ZM133 237V236H132ZM148 237V236H147ZM162 237H165V236H163L162 235ZM170 237H169V240H170ZM196 237V236H195ZM206 237V236H205ZM204 237V238H205ZM218 237V236H217ZM55 238V239H54ZM78 238V239H79ZM117 238V237H116ZM137 238V237H136ZM142 238V237H141ZM149 238H151V237H149ZM171 238V239H172ZM192 238H194V237H192ZM211 238H214V237H211ZM228 238V237H227ZM52 239H53V241H55V242H52ZM76 239V238H75ZM85 239H87V240H85ZM126 239V238H125ZM138 239V238H137ZM153 240H154V238H152ZM224 239V238H223ZM89 240V241H90ZM118 240V239H117ZM121 240V239H120ZM119 240V241H120ZM142 240V239H141ZM145 240V239H144ZM157 240V239H156ZM161 240V239H160ZM168 240V239H167ZM189 240H191L190 238H189ZM213 240V239H212ZM62 241V240H61ZM104 241V240H103ZM108 241H109V238H108ZM112 241V240H111ZM159 241V240H158ZM177 241V242H178ZM63 242V241H62ZM110 242V241H109ZM125 242V241H124ZM136 242V241H135ZM142 242V241H141ZM152 242V241H151ZM164 243L166 242L165 240L163 241ZM173 242V241H172ZM191 242H193V241H191ZM204 242H205V240H204ZM217 242V241H216ZM92 243V244H91ZM119 243V242H118ZM117 243V244H118ZM140 243V242H139ZM149 243V242H148ZM153 243V242H152ZM155 243V242H154ZM157 243H159V242H157ZM169 243V242H168ZM176 243V242H175ZM229 243H230V239H229ZM144 244V243H143ZM150 244V243H149ZM193 244V243H192ZM215 244H217V243H215ZM99 245V244H98ZM147 245V244H146ZM160 245V244H159ZM169 245V244H168ZM182 245V244H181ZM230 245V244H229ZM228 245V246H229ZM157 246V245H156ZM166 246V245H165ZM212 246V245H211ZM217 246V245H216ZM227 246V247H228ZM60 247V246H59ZM58 247V248H59ZM66 247V246H65ZM118 247V246H117ZM155 247V246H154ZM153 247V248H154ZM185 247H186V245H185ZM191 247V246H190ZM213 247H215V246H213ZM83 248H85V249H82ZM104 248V247H103ZM166 248H168V247H166ZM109 249H111V248H109ZM135 249H136V247H135ZM161 249V248H160ZM193 249H194V247H193ZM52 250H56V251H58L57 249H52ZM115 250V249H114ZM130 250V249H129ZM80 251V252H81ZM87 251V250H86ZM140 251V250H139ZM158 251V250H157ZM156 251V252H157ZM168 250H166V252H167ZM223 251V250H222ZM54 254L56 253L57 254V252H54V251H52ZM90 252H92V250L90 251ZM89 252V253H90ZM118 252V251H117ZM142 252V251H141ZM160 252V251H159ZM170 252V251H169ZM181 252V251H180ZM186 252V251H185ZM192 252V251H191ZM251 252V251H250ZM59 253H60V251H59ZM58 253V254H59ZM74 253H76V252H74ZM103 253V252H102ZM134 253V252H133ZM165 253V252H164ZM187 253V252H186ZM224 254H225V252H223ZM222 253V254H223ZM54 254H52V255H54ZM56 254H55V256H56ZM57 254V256L59 257V258H61V256L60 255H58ZM61 254V253H60ZM66 253H64L63 255H65ZM70 254V253H69ZM81 254V253H80ZM86 254V253H85ZM105 254V253H104ZM108 254V253H107ZM143 254V253H142ZM145 254V253H144ZM181 254H183V253H181ZM71 255V254H70ZM77 255H79V254H77ZM129 255V254H128ZM147 255V254H146ZM145 255V256H146ZM198 255V254H197ZM54 256V257H55ZM56 256V257H57ZM73 256H75V254H73ZM92 256V255H91ZM99 256H101V255H99ZM109 256H110V254H109ZM113 256V255H112ZM144 256V257H145ZM163 256V255H162ZM179 256H180V254H179ZM186 256V255H185ZM249 256V255H248ZM54 257L52 256V258H53V261L55 262V264H56V261H55V259L57 260V258L55 257V259H54ZM66 257V256H65ZM77 257V256H76ZM79 257V256H78ZM107 257V256H106ZM232 257V256H231ZM251 257V256H250ZM59 258H58V260H59ZM95 258V257H94ZM139 258V257H138ZM149 258V257H148ZM164 258V257H163ZM227 258H229V257H227ZM62 259V258H61ZM105 259V258H104ZM116 259V258H115ZM264 259V258H263ZM94 260V259H93ZM113 260V259H112ZM117 260V259H116ZM129 260V259H128ZM144 260V259H143ZM147 260V259H146ZM163 260V259H162ZM221 260V259H220ZM227 260V259H226ZM246 260V259H245ZM51 261H52V259H51ZM65 261H66V264H71L72 262H74L73 260H72V262H71V259L70 258H65ZM77 261V260H76ZM75 261V262H76ZM105 261V260H104ZM118 261V260H117ZM131 261V260H130ZM133 261V260H132ZM140 261V260H139ZM158 261V260H157ZM223 261V260H222ZM251 262L253 261V260H250ZM258 261V260H257ZM60 262V261H59ZM62 262V264H64V259H63V261H61ZM74 262V263H75ZM78 263H79V261H77ZM115 262V261H114ZM162 262V261H161ZM57 263H58V261H57ZM97 263V262H96ZM128 263V262H127ZM131 263V262H130ZM138 263V262H137ZM158 263V262H157ZM243 263V262H242ZM93 264H94V262H93ZM132 264V263H131ZM134 264V263H133ZM141 264V263H140ZM187 264V263H186ZM257 264V263H256Z\"/></svg>", "mask_w": 264, "mask_h": 264}]
</instances>
